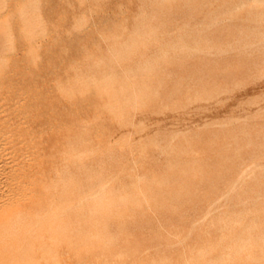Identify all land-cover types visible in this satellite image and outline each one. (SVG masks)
<instances>
[{"label":"rangeland","instance_id":"rangeland-1","mask_svg":"<svg viewBox=\"0 0 264 264\" xmlns=\"http://www.w3.org/2000/svg\"><path fill=\"white\" fill-rule=\"evenodd\" d=\"M179 1H182V2H179ZM184 1L183 0H178V1L177 0H139V1L138 0H129V1H127V0H123V1L122 0H0V17L6 18L7 24L9 25V31L8 32H10L13 35V39H14V45L12 47V50L6 54L7 56L5 55V58L1 59V63H3V68H4L3 69V73H4L3 75L4 76H2L3 78L1 77V81H33L34 85H36V89L34 91L33 101L32 100L29 101L28 99H26L27 101H25L24 103L30 102V103H32V105L33 104L39 105V104L45 103L44 105H46V115H47L48 125H47V132L45 135H46V139L48 142V146H47L48 158H46L45 160L49 163V167H50L49 170H50L51 174L54 173V171H56L55 169H57V168H59V170L63 169V171L65 169L67 170V171L66 170L65 171L67 172V176L69 175L68 177L65 174L66 172H64V174H65L64 176L67 179L65 187L67 186L66 188L68 190H66V192H68L69 189L70 190L72 189L71 191H74V193L70 192V191H69V193L72 196L74 194H76L75 196H73V197H75V199L73 201V197L69 196L68 195L69 193H67V194H66V192L64 193V196L68 197V198L65 197V201L67 199L66 204L70 203L71 201H73V202L76 201V203H74V205H71V204H73V202L70 203L72 208H68V211H70V212L73 209V211L71 213L69 212V214L71 215V219L69 220V222L73 223V225H75V223L76 224L80 223V225H82V226L84 225L83 226L84 228L85 227L89 228V226L94 227L92 225H95L96 224V223L94 224V222H96L95 220L99 219V218H95L94 220L91 221L88 219V216H87V219L90 221V224L88 223L89 225L83 221L89 222L87 219L85 220V218H86L85 216L88 215L89 213L91 214L93 212H99L100 211L99 214H102L103 216L98 214V217H100V216L102 217V220H103L102 223H104V224L107 223L109 226L111 225L110 229L114 233L118 234L116 238L118 240L122 241V243H116L117 244L116 249L118 250L120 248L119 244H123L126 247L127 251L129 250L128 251L129 255H128V252L126 251V256H127V258H129L130 261L129 262L125 261L124 263H123V261H116L117 264H132V263L133 264H137V263L152 264L153 262H154L153 264H159L161 259H162V261L164 260L163 262L165 264H175V263L176 264H179V263L180 264H190V263L191 264L192 263L198 264V262L199 263L202 262L201 264H203V261L201 259L202 258L204 259V256L203 257H201V256L197 257L199 253L197 252L198 250L195 251V249H200L202 246H206V244L210 246L211 242H212V245H217V242H219V240H220L219 234H220L221 230L215 228L211 223L213 214L222 207L223 208L220 209L219 211L224 210V209H227V210L236 209V210H244V211L246 210L247 211L248 209L253 210L255 208H259L264 203V202H261V201H264L263 200L264 179L262 178V177H264V172H263L264 171V168H263L264 167V149H263L264 148V111H263V114L261 112L262 110H264V82H263L264 81V71H263L264 70V63L262 62V61H264V59H263L264 58V50H263L264 49V45H263L264 44V41H263L264 29L262 28V27H264V24L263 25L260 24L261 26H259V23L261 21H262L261 23H264V12H262L264 10V2H263L264 0H259V1L258 0H235V1L229 0L230 4H228V1L225 0L229 6L223 0H215V1L209 0L210 2H208L207 0H197L196 2H194L195 5H192V4H194L193 2L190 3L192 0H189V1L187 0L188 1L187 3H186V0H184ZM127 2H128V4H127ZM166 2L168 4H165ZM171 2H173V3L175 2L177 7H175V4H172ZM178 2H179V4H178ZM197 3H199V4H197ZM202 3L204 6L202 5ZM211 3H213V4L215 3V4L213 5ZM131 4H132V6H131ZM163 4H164V6L169 5L168 7H169L170 11H171V7H172L171 13H173V11H174V14H171L172 16L170 15L172 19L170 17H168L170 14V11L168 12L169 14H167V12L164 13L168 9V7H166V6L162 7ZM171 4H172V6H171ZM180 4L183 6L182 10H180L182 8V6L179 7ZM184 4H185V7H184ZM186 4H188L189 7H191L190 5L194 6L196 9V12H195L194 7H191L192 11H190V8H188V5L186 7ZM224 4H226V5H224ZM205 5H206V7H205ZM220 5H221V7H220ZM157 6H159V7L157 8ZM199 6L200 7L203 6V7L200 8ZM239 6H240V8L238 10L235 9V7L237 8ZM250 6H251V8L255 6L256 9H254V8L251 9ZM173 7L177 8V9L179 8L178 11L175 10V8L173 9ZM159 8H162V10H163V8H167V9L163 10L164 11L163 12ZM199 8L202 10H200ZM233 8L235 9V11L232 10ZM198 9L201 11V13H200L201 15H198L199 14L198 12H200ZM186 10L189 13H186L187 12ZM160 11L163 13H161ZM175 11H176V14H175ZM248 11H249V13H248ZM257 11L260 15L261 14H263V15L260 16L257 13ZM193 12H195L197 15H193L194 14ZM202 12L204 15L202 14ZM220 12L223 16V17L221 16V18H220V15H221ZM252 12H253V14L250 15V13H252ZM160 13L165 18H163V17L161 18L159 16ZM179 13H181V14H179ZM135 14H137V15H135ZM185 14H187V16ZM190 14H192V15H190ZM218 14H220V15L218 16ZM255 14L257 15L256 16L257 18L255 17ZM166 15L168 18L166 17ZM174 15H177V16L181 15V17L179 18V16L177 17ZM188 16H190V17H188ZM158 17H159V19H158ZM214 17L218 18V19H216V21L218 20V24L220 23V25H218L216 23V21H214L215 20ZM154 19L156 21L158 20L159 23L155 22V24H154V21H155ZM162 19L164 22L162 21ZM165 19H168V23L165 22V21H167ZM170 19H171V22L174 21L173 25L176 24V20H177V24L174 26L169 25V23L172 24L170 22ZM173 19H175V20H173ZM194 19H196V20H194ZM199 19H201L202 21ZM211 19H214V20H211ZM189 20H191V21H189ZM149 21L151 24L149 23ZM185 21H186V24H185ZM192 21H196V22L193 23ZM203 21L207 22V24L203 23ZM225 21H227V22H225ZM229 21H231L232 23L231 22L228 23ZM160 22L162 25L160 24ZM178 22H179V25H178ZM181 22H182V24H184V26H180V25H182ZM198 22H199V24H201L202 27H200ZM214 22L216 23L217 26H214V24H215ZM221 22H222V24H221ZM223 22H225V23H223ZM163 23L167 27L166 26L164 27ZM202 23L204 25H202ZM209 23L210 24L212 23L211 24L212 27L214 26L216 28L215 29L209 28L210 30L207 31L208 28L206 26L209 25V27H211ZM127 24H129L130 26ZM205 24H206V26H205ZM229 24H231V26ZM253 24H255V25H253ZM256 24H257V27H256ZM195 25L196 26L198 25L197 27H199L198 28L199 30H193V29H197ZM250 25H251V27H250ZM141 26H142V28H141ZM156 26H160V27H156ZM168 26L169 27L172 26L174 28L173 30L169 31V33H171L173 31V33L171 35L169 33L168 34L166 33L168 28H169ZM161 27L167 28L166 32H164L165 31L164 28L161 29ZM172 27H170L169 29H172ZM178 27H180V30L182 29V31H180ZM192 27H194V28H192ZM235 27H236V29H235ZM246 27H249V29L248 28L246 29ZM175 28H178V30ZM185 28H187V30H189L191 32L186 31ZM190 28H192V29H190ZM244 28L246 30H244ZM255 28L256 29L259 28V31L257 30L256 32H254L256 30ZM155 29H157L158 32ZM160 30H161V32H159ZM162 30H164V31H162ZM192 30L195 31V33ZM247 30H248V32H246ZM125 31L127 33H125ZM183 31L185 34L183 33ZM202 31H203V33H202ZM242 31L244 33H242ZM251 31H253V32L251 33ZM186 32H187V34H186ZM260 32H262V33H260ZM188 33H190V34H188ZM191 33H192V35H191ZM240 33L243 35H241ZM250 33L252 34L251 36H249ZM258 33H260L259 37H262V35H263V37L261 39L257 36ZM25 34L31 35L32 39L28 43L26 42ZM160 35H162V36H160ZM163 35H165V36H163ZM187 35H188V37H187ZM119 36H121V37H119ZM166 36L168 39L166 38ZM197 36L202 38L201 39V45H200V39L199 38L197 39V40H199V42H197V40L195 39V38H197ZM161 37H163V38L161 39ZM245 37L250 38L251 41L249 39H246ZM155 38H156V40H155ZM191 38H194L196 41L194 39H193L194 40L193 41ZM203 38H204V40H203ZM208 38H209V40H208ZM212 38L214 40H212ZM237 38H239V39L237 40ZM163 39L165 42L163 41ZM173 39L177 43H175V41ZM190 39L193 43L194 42L199 43L198 45L192 43V46L195 45V47H196V48L194 47L195 52L193 50L194 48L191 46V41H189ZM233 39H235V42L236 41L237 42L235 43L233 41ZM149 40H151V41H149ZM184 40H187V42L188 43L190 42V43L188 44ZM206 40H208L209 45H207L208 42H205ZM241 40H242V42H241ZM152 41H153V43L158 42V44H156V45H155V43L152 44ZM161 41H163L164 44L161 43ZM239 41H240V43H238ZM249 41H250V43H248ZM149 42L151 43V45ZM203 42H205L206 44ZM260 42H262V44ZM103 43H104V45H103ZM241 43H243V44H241ZM252 43L254 44L253 46H255V47H251ZM255 43H257V44L255 45ZM258 43H259V46H258ZM148 44H149V46H148ZM223 44H225V46ZM248 44L249 45L251 44L250 47L253 48L254 50L259 49L260 52L254 51L255 52L254 53ZM29 45L32 48L30 51L28 48ZM189 45L191 46V48ZM219 45H222L221 46L222 51H221V48L219 50H216L218 47H220ZM229 45H230V47L231 46H233V47H231V49H230ZM237 45H238V47H237ZM200 46H201V48L205 47L206 49L203 50L200 48ZM235 46H236V49H235ZM150 47L151 48L153 47L152 48L153 50H151ZM154 47H156V48H154ZM211 47H212V49H211ZM184 48H185V51H187V52H184ZM189 48L193 51H191ZM197 49L200 51L202 50L205 53L204 52L199 53V51L196 52ZM226 49H227V51H225ZM245 49L248 50L249 52L246 51ZM160 50L162 52H160ZM148 51H149V54L151 53L150 55L148 54ZM173 51L174 52L180 51L181 53L184 52L185 55H184V53H183V55L185 57L187 56V58L189 56L190 58L188 60H187V58L184 59L183 58L184 56L179 55L178 52L174 53ZM218 51H221V52H218ZM216 52H217V54H216ZM246 52L248 54L250 53L249 54L250 57L247 56ZM186 53H188V54L186 55ZM206 53H207V55H206ZM219 53H220V56H219ZM224 53H227V54L221 56V54H224ZM259 53H260V55H259ZM145 54H147V56ZM189 54H192V55H189ZM236 54H238V55H236ZM156 55H157V57H156ZM158 55H159V57H158ZM171 55H173V56H171ZM175 55L177 58L175 57ZM211 55H215V56L211 57ZM30 56H31V58H29ZM168 56L170 57V59H168L169 58ZM179 56H181L182 58L180 59ZM191 56H193V57H191ZM152 57H153V59H152ZM247 57H249V58L247 59ZM172 58H173V60H172ZM175 58H176V60H175ZM177 59H178V61H177ZM182 59H183V62L186 60L184 64L182 62ZM173 62L179 66H175L176 64H174ZM177 62L180 64H178ZM250 62H251V64H250ZM86 63H87V65H86ZM252 63H254V64H252ZM170 64H171V66H170ZM181 64H182V67H181ZM83 65H86V66H83ZM158 66H160V67H158ZM166 66L170 67V68H167ZM257 66L259 69L257 68ZM34 67H37L38 69L34 68ZM164 68L165 69L167 68V69L165 70ZM255 68H256V70H255ZM73 70H75V71H73ZM158 70H159V72H158ZM167 70L169 73L166 72ZM259 70L262 72H259ZM43 71H44V73H43ZM255 71H257L258 73H256ZM163 72H166L165 78L167 80L164 78L163 74H165V73H163ZM170 72H172V73H170ZM158 73L163 78L159 77V78H161V79H159ZM167 73L169 75H171L170 76L171 79L169 78V76H167ZM198 73H199V75H198ZM254 74L256 75V77ZM70 76H71V78H70ZM235 77H236V79H235ZM253 78H254V80L255 79L256 80L254 81ZM261 78L263 79V81L260 80ZM70 79L72 82H70ZM156 79H157V81L155 82ZM258 79H259V81H258ZM158 80H161V81H158ZM177 81L181 85H178L176 83ZM239 81H242V82H239ZM66 82H68V83L66 84ZM40 83H41V85H40ZM174 83L177 84L176 90L173 89V88H175L174 85L176 86V84H174ZM166 84H167V86H166ZM245 84H246V86H245ZM44 86H47V87H44ZM159 86H161L160 95L162 96L164 94L162 96L163 98L159 95V90H158ZM16 87L18 89H20V87H22V85L20 84L19 86H16ZM161 89L164 90L163 92H165V93L167 92V94L163 93ZM178 89H179V92H178ZM173 90L178 92V94L174 92V94H176L175 98H174ZM186 91H187V95L185 94ZM196 91H199V94H200L199 96H198V92H196ZM189 92L194 97H192L190 94H188ZM77 93L80 94L81 96L79 95L80 97H78ZM180 93H181V95H180ZM183 93L185 95V98H184ZM195 93H197L196 96H195ZM217 93L220 94V96H218ZM60 94L62 96L64 95V98H62V96L60 97ZM168 94H170V95L173 94V95L170 97ZM201 94H203V95H201ZM177 95L179 96V98ZM188 95H189V97H192V99L188 98ZM210 95H212L213 101H212V97L209 98ZM105 96H106V98H105ZM164 96H165V99H164ZM180 96H182L183 98ZM186 96H187V98H186ZM197 96H198L199 100L195 99V98H197ZM257 96H259V97H257ZM160 97L162 98L161 99L162 102H161V100H159ZM168 97H170V98H168ZM166 98H168V101H166ZM163 99H164V101H166L165 103H163L164 102ZM172 99H174L176 102H178V99H180V101L182 99L183 100L181 101V104L179 105L178 103H174V100L172 101ZM186 99H188V101H189V99H190V101L193 100L195 103L193 102V104L191 105V102L189 101L190 106L188 104L189 107L188 106L184 107L187 105ZM200 99H202V102L200 101ZM56 100H58V101L56 102ZM155 100L158 103L154 102ZM180 101H179V103H180ZM64 102H66V103L68 102L69 103V104L67 103L68 106ZM171 102L174 103V106H176V107L171 106ZM162 103L164 105L161 106L160 104H162ZM168 103L170 104L171 108L173 107L174 110H172V109H170L172 111L169 110L170 106ZM249 103L252 105H249ZM49 104H51V105H49ZM151 104H153V105L151 106ZM177 104H178L179 108L177 107ZM239 104H240V106H239ZM165 105H166V107H165ZM153 106H155V107H153ZM167 106H169V108ZM159 107H163V108H159ZM182 107H183V109H182ZM145 108H147L148 114H147V112L144 111ZM149 108L151 111H149ZM151 108H153V109L156 108V110L153 111V109H151ZM89 109H90V112L89 111L87 112V110H89ZM91 109L94 112H91ZM142 109H144L143 110L144 112L141 111ZM178 109H179V111H178ZM184 109H186V110H184ZM101 110H102V112H101ZM163 110H165V111H163ZM257 110L260 112H258ZM98 111H100V112H98ZM131 111H133L134 113L138 112L135 114V116L137 115L136 119L134 118V113H132ZM157 111L161 115H157L158 114ZM152 112H154V113H152ZM89 113H90V116H89ZM99 113H101V114H99ZM103 113H104V115H103ZM162 113H163V115H162ZM64 114L67 117H65ZM69 114H70V116H68ZM92 114H93V116H92ZM138 114L141 116H139ZM151 114H153V116ZM85 115H86V118L83 119L85 117ZM87 116H88V118H87ZM79 117L80 118L83 117V118L80 119ZM246 117L250 118V120H247ZM74 118H77L78 121H77V119H74ZM101 118H103V119H101ZM104 118H106L107 120H111V121L104 120ZM231 118H232V122H231ZM235 118L239 119L238 122L235 121L236 120ZM131 119L134 122L131 121ZM240 119H243V120L246 119L247 121L246 120L241 121ZM88 120H89V122H90V120H91V122L92 121L94 122L93 124L90 122L91 127H90ZM113 120L115 122L112 124L111 122H113ZM251 120H253V121H251ZM70 121H72V123ZM73 122H75V124L77 122L78 126L77 125H76L77 127L74 126L75 124ZM103 122H106L105 126H103L104 125ZM131 122H132V124H131ZM156 122H158V123H156ZM216 122H218V123H216ZM70 123L73 125H71ZM137 123H138V125H137ZM167 123H168V125H167ZM230 123H231V125H230ZM82 124L84 126H80ZM133 124H135L134 125L135 128L133 127ZM153 124L155 126H152ZM156 124L157 125L159 124V126H156ZM220 124H222V125L227 124L228 126H226V125L220 126ZM93 125H96L97 127L95 126L96 128L95 127L93 128ZM214 125H216V126L219 125V126L214 127ZM70 126H72V127L68 128ZM146 126H151V127L148 128ZM81 127H83L84 129L82 128V130H81ZM127 127H128V129H127ZM85 128H87L88 131ZM104 128H108V129H105L106 132L104 131ZM119 128H120V131H119ZM142 128L145 130H143ZM116 129H118V130L116 131ZM63 130H65V131H63ZM85 130L87 133L85 132ZM96 130H97V132H96ZM138 130H139V133H141L142 131L144 133L139 134ZM187 130H189L188 131L189 133L187 132ZM35 131L38 134L40 129L35 128ZM113 131H115V132H113ZM157 131H158V134L155 135L156 134L155 132H157ZM159 131H161V132H159ZM178 131L183 132V133H181V135L179 132V134H178V137L180 135L179 138L175 137V136H177L176 132H178ZM130 132H132L133 134ZM103 133H104V135H103ZM171 133H172L171 137H174L172 139H174V140L176 139L175 141L170 138L169 135ZM105 134L107 135L106 137H104ZM134 134H135V137H134ZM90 135H91V137H90ZM114 135H116V136L114 137ZM131 135H133V136H131ZM151 135H153L155 137V139ZM149 136H151V138H153L154 141H152V139L148 140ZM156 136H158V137H156ZM185 136H187V137L185 138ZM189 136H191V137H189ZM102 137H103V139H102ZM145 137L147 138V141H152L153 143L149 142V144H148V142L144 141V140H146ZM83 138H84V140H83ZM116 138H117V140L118 139L119 140L116 141ZM191 138H193V139L191 140ZM142 139H144L143 140V143L145 142L144 144L141 142ZM149 139H150V137H149ZM164 139H166V140H164ZM89 140H91L90 143L91 142H93V143L90 144ZM103 140H105L107 142H105ZM82 141H85V143H83ZM157 141L160 142V143H158L159 145L157 143L155 144V142H157ZM167 141H168V143L166 144ZM62 142H64L65 145ZM108 142H110V144ZM162 142H164V143H162ZM189 142H190V144H188ZM55 143H58V144L56 145ZM70 143H71V145H70ZM81 143H83L85 146L82 145ZM128 143L129 144L135 143L137 146L135 144H134L135 147L130 146V145H128ZM139 143L140 144L142 143V146H140ZM169 143L173 144V146L170 145ZM107 144H109L108 149L106 148L108 146H105ZM183 144H184V146H183ZM55 145H56V147H55ZM77 145H79V146L77 147ZM80 145H82V148L79 149V147H81ZM100 145L102 147H100ZM113 145L114 146L119 145V146L114 147ZM138 145H139L140 149L138 148ZM152 145H154V146H152ZM164 145L165 146L169 145V147H167L165 149L167 151L173 152V153H170V155H165L164 154L165 149L163 150ZM94 146H95V148H94ZM104 146L106 148L105 151L103 150ZM120 146H122V147H120ZM123 146L125 147V151L121 152L124 150ZM127 146L128 147L130 146V147L128 148ZM149 146L154 147L155 149L150 148ZM155 146L156 147L162 146L160 148L161 150H159V147L156 148ZM174 146L177 147L178 149L174 150V148H175ZM86 147L88 149H86ZM99 147H100V149H99ZM119 147H120V149L122 148L123 150L122 149L118 150ZM131 147H134L133 148L134 150L132 149V152L134 151L133 153L130 151ZM181 147H182V149H180ZM243 147H245V149ZM71 148L72 149L77 148L78 150L75 149L76 153H74L75 152L74 150H71L72 152H70ZM91 148L93 150H91ZM110 148H111V151H109ZM135 148H137V149L135 150ZM149 148L151 149V151L155 152L154 155H153V153H151ZM171 148H173V149H171ZM239 148H241L242 150H239ZM97 149H99V152L97 151ZM112 149L114 151L116 149V151L113 152ZM170 149H171V151H170ZM191 149L193 152L191 151ZM172 150H174L176 152V154ZM178 150H180V151H178ZM182 150L184 151L183 154H182V152H183ZM106 151H109V153ZM117 151H119V152H117ZM167 151H166V154H168ZM84 152L86 153V155ZM87 152H89V153H87ZM93 152L95 154H93ZM96 152L98 153V155ZM127 152H128V154H127ZM180 152H181V154H180ZM187 152H188V154H187ZM65 153H68V154H65ZM71 153H72V155L70 156ZM82 153L84 154V156H82L83 158L80 157L81 155H83ZM53 154L54 155L56 154V155L53 156ZM73 154L76 156H74ZM115 154H117L120 157H118ZM129 154H130V156H129ZM136 154H138V155H136ZM146 154H150V155H146ZM172 154H174L175 157L177 155L176 158L179 157V154L181 155L179 163H175L174 160H176V158L173 159L172 157H174V156ZM50 155H51L52 159L50 158ZM102 155H103V157H102ZM109 155H110L112 160L110 159ZM113 155H114V157H113ZM139 155H141V157ZM182 155L184 157H182ZM236 155H238V156H236ZM36 156H38V155H36ZM99 156H101V158ZM157 156H158V158H157ZM169 156H171V157H169ZM185 156L188 158H186ZM87 157L89 160L87 159ZM92 157H95V158H92ZM132 157H134V160H132L133 159ZM154 157H155L156 162L153 159ZM69 158H70V160H69ZM71 158L77 159V161L74 159L72 161ZM84 158H85V162H83L81 164V160L84 161ZM137 158H138V160L135 161V159H137ZM139 158H140V160H139ZM159 158H161V159L159 160ZM184 158H185V162L183 160ZM255 158H257V159H255ZM42 159H43L42 156L36 157L31 162L36 165L40 161L42 162ZM91 159H93V160H91ZM96 159L99 161H97ZM118 159H120V160H118ZM127 159L128 160L131 159L130 161L133 162L134 166L132 165V162H130V161L128 162ZM103 160L105 161L104 163H103ZM114 160L117 161L116 162L117 164L114 163ZM167 160H168V162L171 163V165L169 163L170 168H168V166H167L168 165ZM170 160H172L173 162ZM91 161H93V164L90 163ZM101 161L103 164L101 163ZM112 161H113L114 165L112 164ZM177 161L178 160H176V162ZM187 161H189V162H187ZM197 161H199V162H197ZM70 162H71V165L73 164L74 166H71L69 164ZM87 162H88V164H87ZM126 162H128L131 165H129ZM99 163H100V165H98ZM118 163H120V164H118ZM125 163L128 164V167L130 166L129 169H127L128 167H126ZM174 163H175V165H174ZM181 163H183V164L188 163V164H186V165L184 164V169H183V164H181ZM190 163H192V164H190ZM261 163H262V165H261ZM66 164H69V165L66 166ZM83 164L85 166H83ZM95 164H96V168L94 167ZM178 164H180L179 165L180 167L178 166ZM86 165H89V166H86ZM103 165H104V167L101 168L102 169V171H101L100 167H102ZM115 165H117V166H115ZM122 165H125L126 168H124V166H122ZM188 165L191 166L189 168L190 170L188 169V167H189ZM250 165H252V166H250ZM253 165H255V167L258 165H261L260 167L258 166L259 169H257L256 172L257 173L259 172V173L256 175L254 174V173H256L254 171V170H256V168ZM98 166H100V167H98ZM186 166H188V167H186ZM111 167H113V168H111ZM118 167H119V169H118ZM120 167H121V169H120ZM193 167L195 168V170L193 169ZM248 167H250L249 170L247 169ZM86 168H87V170H85ZM90 168H91V170H89ZM108 168H109V170H108ZM159 168H160V170H159ZM178 168L180 169L179 171L180 172L182 171L183 173L182 172L180 173L177 170ZM181 168L185 172L183 170H181ZM191 168L193 171L191 170ZM252 168L254 170H252ZM69 169H70V171H72L73 169H75V170L77 169V170L76 171L73 170L74 172L72 171L71 173H69L70 172ZM93 169L95 171L97 170L98 172L94 171L91 173V171H93ZM80 170H82V171H80ZM171 170H174V172L172 171L173 172L172 173V181L174 179L176 182L180 181L181 180L180 178L183 176V174L187 175V174L193 173V176L190 177V175H189V178H188V175L186 177H183L182 181L185 184L179 183V187L177 186L178 183H175V181H173L175 183V186L173 184L174 187L172 188L173 182L168 184V181L171 182V178H170L171 177V174H170ZM186 170L190 171V173L186 172ZM196 170L197 171L200 170V171H198L197 175H195ZM244 170H248V171H244ZM258 170H260V171H258ZM99 171H100V174H103V175H100ZM107 171H108V173H107ZM111 171H112V173L115 172V174L113 173V175H112V173H110ZM117 171H119V175L116 174ZM243 171L247 172V174L246 173L244 174ZM253 171H254V173H253ZM75 172H77V173H75ZM80 172H82V173H80ZM175 172H177V173L179 172L178 174H181L180 178H178L179 175L176 173V175H177L176 177L179 180L177 178H175ZM73 173H75V174H73ZM87 173H88V175H87ZM90 173H91V175H90ZM165 173H166V176H167V174H169V176H170L169 178H168V176L167 177L165 176L166 178L169 179V180L168 179L166 180L167 183L162 182L163 180L165 181V179H166L165 177L164 178L159 177V175L164 176ZM199 173H200V175H199ZM227 173H230V174H227ZM237 173H238V175H237ZM83 174L86 176V178H85V176H81ZM95 174H97V175H95ZM128 174H129V176H128ZM130 174H131V176H130ZM173 174H174V178H173ZM72 175L76 176V178H75V176H73L75 178V181L73 179V182H74L73 185L76 183V181H78L79 183L82 182L80 184L78 182L76 183V184H78L79 187H81L80 189L76 185H74V186L72 185L73 187L71 186L72 182H70L69 180L72 181V178H70V177H72ZM78 175H80L79 180H77ZM107 175H109V176H107ZM111 175H112V177H111ZM146 175H148V177ZM223 175H225L226 177H224ZM250 175H251V178L249 177ZM142 176H145L147 178V180L145 178H143ZM150 176H152V177H150ZM194 176L195 177L198 176V177L193 178ZM217 176H219V177L223 176V179L220 178V180H221V182L219 184V185H221L220 188H218V186H219L218 182L220 180L217 178ZM257 176L261 181L256 178ZM82 177H83V179H82ZM104 177H105V180H104ZM136 177H137V180H135ZM140 177L143 178L144 184L140 183V182H143V180L140 179ZM155 177H156V179H155ZM206 177L209 178L207 180L211 179L210 181L212 183L210 181H208L209 183L208 182L205 183V181H207ZM247 177H249V178H247ZM88 178H89V180H87ZM97 178H99V180ZM120 178H121V181H120ZM130 178H132V180ZM152 178L154 179V181ZM158 178H159V180H161V182L158 180ZM240 178H241V180H240ZM96 179H97V182H96ZM110 179H113V180L116 179V182H115V180H114V182H113V180L110 181ZM231 179H233V180L237 179L236 181L240 180V183L238 182V184H237V182H236L237 185L234 182V184L237 187V188L235 187L236 189L234 188V190H232L233 188H231V187H233L232 186L233 182ZM252 179H254V180H252ZM149 180H151L150 181L151 185H150V182H148ZM157 180L161 184L158 183ZM191 180H193V182H194V180L197 181V182H194L196 184L193 183L195 186H192V183H191V186H189L190 183H187V182H190ZM201 180H202V182H201ZM243 180H244V183L245 182L247 183V181H249V182H251V184L249 183L250 184L249 185L248 183L247 184L245 183L247 185L246 186L243 183ZM67 181L69 182V184L70 183L71 184L69 185L67 183ZM117 181H119V182H117ZM134 181H135V183H134ZM136 181H139V182H137V184H136ZM152 181H153V183H152ZM182 181H180V182H182ZM257 181H259V182H257ZM87 182L92 183V185L90 184L91 187H89L90 185H88ZM105 182L108 184H106ZM229 182H230V186L228 185ZM241 182L243 185L241 184ZM93 183H95V184H93ZM96 183L98 184L97 187H96ZM146 183L149 185H146ZM85 184L87 185V187ZM101 184H103V185H101ZM99 185H100V187L98 188ZM111 185L115 189H113L111 187ZM126 185H128V186H126ZM134 185L138 186L137 187L138 190L137 189L135 190L136 187ZM185 185H188L186 187V192H187V189L189 191V189L191 188L190 191L187 192L190 196L189 195L183 196V194H180L181 192L184 193L183 191H185ZM196 185H200V186H197L198 188H196ZM201 185H202V187H201ZM238 185H241V187L240 186L238 187ZM248 185H249V188H248ZM117 186H118V188H117ZM152 186H153V189L150 188ZM243 186H244V188H243ZM84 187H86V189L87 188L88 189L86 190V189H84ZM92 187H94V189L96 187L98 191L94 190ZM110 187H111V191H109ZM120 187H121V189H119ZM123 187L131 194H129L127 191L125 193V191H124L125 189ZM142 187L146 190V192H143L144 189H142ZM147 187H149V188H147ZM229 187H230V190L228 189ZM251 187H253V188L251 189ZM77 188H78L79 193H78V191H75V190H77ZM104 188H106L105 191H104ZM129 188H130V190H129ZM139 188H140V190L141 189L142 190L140 191ZM154 188H155V191H153ZM204 188H206V190ZM89 189L93 190L94 192L93 191L91 192V190H90V192H91L90 193ZM116 189L122 190L123 194L121 193V191L120 192L116 191ZM131 189H134V191H137V192H134ZM157 189H161L162 192L160 190H157ZM199 189H201L202 191L205 190L206 194L204 195V192L202 193V191L201 190L199 191ZM224 189L229 191V192L230 191H232V192L228 195L229 192L227 193V191H225ZM242 189H243V191H242ZM246 189H248V190L246 191ZM147 190H150V194L156 195L155 198H153L154 197L153 195L149 194L150 195L149 196L148 195L149 191H147ZM179 190H182V191L180 192ZM209 190H210V192H209ZM251 190H252V192H251ZM81 191L85 195L87 194V196L85 197L84 194H80ZM115 191L118 192V194L121 193V195H122V196L120 195V197H118V200L116 198L119 195ZM131 191H133V192H131ZM169 192L173 193L174 195L171 193L169 194ZM225 192L227 193V196H228L227 198H228L229 202H225V200H227L226 195L224 196V194H226ZM246 192H247V194L249 193L248 194L249 197L244 194ZM256 192H258L260 194L259 198L260 197H262V198L259 199L257 197L258 195ZM124 193H125V195H124ZM161 193H162L161 197H158L160 195L157 196V194H161ZM163 193H165V194H163ZM232 193H234V194H232ZM138 194H140L142 196H140ZM207 194L209 196H207ZM81 195L84 196L85 199ZM111 195L112 196L114 195L113 198ZM108 196H111V199H109ZM147 196H149V198H151V199L153 198L152 199L153 202L151 199L149 201V198ZM170 196H171V198H170ZM180 196H183V198L184 197L186 198V199L184 198L185 203L182 200L183 198ZM188 196H189V198H188ZM165 197L168 201L163 200L164 204H165V205H163L162 199H165ZM70 198H72V199H70ZM159 198H161V199H159ZM174 198H176V199H174ZM82 199L85 201H83ZM92 199L94 200L92 203L89 204L88 202H86L87 200L89 201ZM102 199H103V201H102ZM135 199H136V201H134ZM140 199L142 202L140 201ZM143 199H144V204H143ZM146 199H148V200H146ZM173 199H174L176 204L174 203ZM219 199H220V201H219ZM222 199H224V200H222ZM247 199H248V201H247ZM249 199H251V200H249ZM131 200H132V202H131ZM158 200L162 201V202L161 201L158 202L161 205H159L157 203ZM170 200H172L173 203ZM176 200L177 201L181 200L182 202L180 201V204H179V202H177ZM108 201H110V202H108ZM124 201H126V202H124ZM216 201L218 202L219 205L216 204L217 203ZM244 201H247V203ZM80 202L82 203V205ZM89 202H91V201H89ZM114 202H117L118 204L115 203L116 205H113ZM134 202H135L136 206L133 204ZM243 202H244V205H240V204H243ZM127 203H128V206H127ZM152 203H154V204H152ZM166 203H168V204H166ZM182 203H183V205H182ZM254 203L257 204V207H255ZM258 203H260L261 205H258ZM84 204H85V206H84ZM91 204L92 205L94 204L95 207H94V205L92 206ZM140 204L145 205V207L142 206L143 208H141ZM212 204H214V205H212ZM223 204H224L225 208H224ZM104 205H105V208L103 210H105V212L107 214H105V212H103V210H102L103 207H101V206H104ZM117 205H118V207H117ZM121 205H122V208H121ZM124 205H125V207H123ZM71 206H69V204H68V207H71ZM107 206H109V208H113V207H115V208L117 207V208L116 209L114 208V210L112 209L113 210L112 211ZM209 206H210V208L211 207L212 208L209 209ZM135 207H137V208H135ZM139 207H140V209L138 210ZM149 207H151V208H149ZM94 208H96V211L94 210ZM132 208H133V210H132ZM201 208H202V210H201ZM99 209H101V210H99ZM108 209H109V211H108ZM117 209H120L119 210L120 212L123 211L124 213L121 212L123 215L120 212H118V213L116 212V214L113 213V215H116V216H113L112 212H115ZM85 210L89 213H87ZM74 211L78 214H81L79 216V220H80V218L82 219L81 221L77 222L76 219H74L76 217V215H74L76 213L73 214ZM101 211L104 214L101 213ZM141 211H142V213H141ZM205 212H207L206 214H208V213L210 214V212L212 214H210V215L208 214L209 215L208 216L205 214ZM119 214L122 216L120 217ZM106 215L108 218L106 217ZM111 216H113V217L111 218ZM129 217H131V218H129ZM203 218H207V219H203ZM106 219H108V220H106ZM122 219H123V221H122ZM192 219H193V221H192ZM202 219L206 220V221L204 222V221H202ZM194 222L197 223L196 224L197 226L195 225ZM81 223H83V224H81ZM146 223H147V225H146ZM85 224H86V226H85ZM149 225H150V227H149ZM82 226H80V228ZM75 227L78 228V226H76V225H75ZM193 227H194V229H191ZM115 228H117V229H115ZM146 228H148V229H146ZM160 228H162V229H160ZM178 229H179V231H178ZM154 230H156V232ZM163 231H165L164 234H163ZM190 232H191V235H190ZM204 232H206L205 234L207 236L204 234ZM171 233H173V234L171 235ZM207 233H209V235H211V236H209ZM120 234L123 236H121ZM181 234H182V236H181ZM186 237L188 240L185 239ZM207 237H208V239H207ZM152 239H155V241ZM200 241H201V243H200ZM215 241H216V243H215ZM158 242H159V244H158ZM177 242L180 243L181 247L183 245H185V246H183L184 248L183 247L180 248L179 243H177ZM204 242H206V244H203ZM183 243H185V244H183ZM171 244H173V246ZM149 245H150V247H149ZM156 245H158V246H156ZM160 245H162V246H160ZM153 246H155V247H153ZM186 246H187V248L188 247L189 248L188 249L185 248ZM159 247H160V251L158 249ZM150 248H151V250H150ZM163 248H164V250H163ZM192 248H195V249H192ZM168 249H170V250H168ZM179 249H181L182 251L181 250L179 251ZM189 250H194V253H192V251H189ZM169 251L173 252L174 254L169 252ZM180 252H181V255H180ZM182 252L185 255H183ZM190 252L196 256L191 255ZM187 253H190V256H188L189 254L186 255ZM170 256H171V258H170ZM183 256L184 257L187 256V257L184 258ZM164 257L165 258L168 257L167 258L168 260L166 261V259ZM172 257H173V259H172ZM192 257H193V259H192ZM189 261H191V262H189ZM195 261L196 262L198 261V262L196 263ZM116 263H115V261H113V262H110L109 264H116Z\"/></svg>","mask_w":264,"mask_h":264},{"label":"bare ground","instance_id":"bare-ground-1","mask_svg":"<svg viewBox=\"0 0 264 264\" xmlns=\"http://www.w3.org/2000/svg\"><path fill=\"white\" fill-rule=\"evenodd\" d=\"M123 1V0H122ZM127 1H129V0H127ZM139 1V0H138ZM178 1V0H177ZM184 1V0H183ZM189 1V0H188ZM187 0H186V3L188 2ZM197 0H192L190 3H194V2H196ZM208 2H210L209 0H207ZM206 1V2H207ZM215 1V0H214ZM223 1H225V0H223ZM226 1H228V4H230V2H229V0H226ZM226 1H225V3H226ZM235 1V0H234ZM259 1V0H258ZM117 2V1H116ZM121 2V1H120ZM179 2H182V1H179ZM179 2H178V4H179ZM185 2V1H184ZM183 2V3H184ZM232 2V1H231ZM262 2V1H261ZM264 2V1H263ZM123 3V2H122ZM172 4H175V2L173 3V2H171ZM200 3V2H199ZM199 3H197V4H199ZM224 3V2H223ZM127 4H128V2H127ZM165 4H168L167 2L165 3ZM172 4H171V6H172ZM182 4V3H181ZM180 4V6L179 7H181L182 5ZM211 4H213V3H211ZM215 4V3H214ZM213 4V5H214ZM227 4V3H226ZM226 4H224V5H226ZM227 4V5H228ZM234 4V3H233ZM238 4V3H237ZM236 4V5H237ZM241 4V3H240ZM139 5V4H138ZM137 5V6H138ZM187 5L188 4H186V7H187ZM192 5H195V3L194 4H192ZM192 5H190L191 7H194V6H192ZM202 5H203V3H202ZM207 5V4H206ZM206 5H205V7H206ZM222 5V4H221ZM221 5H220V7H221ZM223 5V6H224ZM232 5V4H231ZM256 5V4H255ZM117 6V5H116ZM130 6V5H129ZM131 6H132V4H131ZM146 6V5H145ZM160 6V5H159ZM159 6H157V8L159 7ZM166 6V5H165ZM164 6V4H163V6L162 7H165ZM169 5H167L166 7H168ZM204 6V5H203ZM203 6H199L200 8H202ZM229 6V5H228ZM141 7V6H140ZM156 7V6H155ZM175 7H177V5L175 4ZM175 7H173V9L175 8ZM184 7H185V4H184ZM191 7H189V5H188V8H190V11H192L191 9ZM208 7V6H207ZM234 7V6H233ZM262 7V6H261ZM199 8V9H200ZM212 8V7H211ZM232 8V7H231ZM240 8V6L239 7H235V9H239ZM250 8H251V6H250ZM252 8H254V9H256L255 8V6L254 7H252ZM251 8V9H252ZM138 9V8H137ZM145 9V8H144ZM159 9H161V11H163V10H166L167 8H163V10H162V8H159ZM168 9H169V7H168ZM167 9V10H168ZM179 9V8H178ZM178 9L177 8H175V10H177L178 11ZM183 9V6H182V8L180 9V10H182ZM185 9V8H184ZM194 9H195V7H194ZM198 9V10H199ZM204 9V8H203ZM235 9L233 8L232 10H234L235 11ZM258 9V8H257ZM115 10V9H114ZM163 11L164 13H166L167 12V14H169L168 12L170 11V9L168 10V11ZM189 10V9H188ZM200 10H202V9H200ZM199 10V11H200ZM209 10V9H208ZM216 10V9H215ZM219 10V9H218ZM244 10V9H243ZM147 11V10H146ZM152 11V10H151ZM160 11V12H161ZM185 11V10H184ZM187 11V10H186ZM194 11V10H193ZM214 11V10H213ZM229 11V10H228ZM242 11V10H241ZM156 12V11H155ZM163 12H161V13H163ZM172 12V7H171V11H170V14H169V16L168 17H170L171 18V14H174V11H173V13H171ZM195 12H196V9H195ZM195 12H193L194 14L193 15H197ZM198 12V11H197ZM237 12V11H236ZM262 12H264V10L262 11ZM137 13V12H136ZM153 13V12H152ZM161 13H160V17L162 18L163 16L161 15ZM185 13V12H184ZM186 13H189L188 11L186 12ZM199 14L198 15H201L200 13H201V11L200 12H198ZM231 13V12H230ZM248 13H249V11H248ZM256 13V12H255ZM257 13H258V11H257ZM175 14H176V11H175ZM178 14V13H177ZM179 14H181V13H179ZM202 14H203V12H202ZM220 14H221V12H220ZM220 14H218V16L220 15ZM251 14H253V12L252 13H250V15ZM259 14V13H258ZM135 15H137V14H135ZM171 15V16H170ZM184 15V14H183ZM186 16H187V14H185ZM190 15H192V14H190ZM204 15V14H203ZM210 15V14H209ZM208 15V16H209ZM224 15V14H223ZM233 15V14H232ZM249 15V16H250ZM260 15V14H259ZM258 15V16H259ZM263 14H261L260 16H262ZM145 16V15H144ZM154 16V15H153ZM174 16H177V15H174ZM179 16V15H178ZM177 16V17H178ZM211 16V15H210ZM221 16H222V14L220 15V18H221ZM238 16V15H237ZM257 15L255 14V17H256ZM129 17V16H128ZM166 17H167V15H166ZM167 17V18H168ZM181 17V15L179 16V18ZM183 17V16H182ZM188 17H190V16H188ZM192 17V16H191ZM206 17V16H205ZM217 17V16H216ZM216 17H214L215 18V20L214 19H211V20H214V21H216V19H218V18H216ZM223 17V16H222ZM248 17V16H247ZM125 18V17H124ZM163 18H165V17H163ZM199 18V17H198ZM197 18V19H198ZM257 18V17H256ZM126 19V18H125ZM158 19H159V17H158ZM172 19V18H171ZM171 19H170V22H171ZM130 20V19H129ZM128 20V21H129ZM134 20V19H133ZM152 20V19H151ZM155 20V19H154ZM161 20V19H160ZM165 20H167V21H165V22H167L168 23V19H165ZM173 20H175V19H173ZM193 20V19H192ZM194 20H196V19H194ZM199 20H201V19H199ZM206 20V19H205ZM204 20V21H205ZM237 20V19H236ZM145 21V20H144ZM162 21H163V19H162ZM189 21H191V20H189ZM202 21V20H201ZM200 21V22H201ZM203 21V23H206L207 24V22H204ZM210 21V20H209ZM222 21V20H221ZM235 21V20H234ZM238 21V20H237ZM130 22V21H129ZM128 22V23H129ZM155 22H158V20L156 21H154V24H155ZM164 22V21H163ZM174 22V21H173ZM173 22H171L172 24H170L169 23V25H173ZM193 23L194 22H196V21H192ZM225 22H227V21H225ZM225 22H223V23H225ZM231 21H229L228 23H230ZM244 22V21H243ZM258 22V21H257ZM262 22V21H261ZM259 23V26H261L260 24H264V23ZM30 23V22H29ZM133 23V22H132ZM149 23H150V21H149ZM148 23V24H149ZM159 23V22H158ZM202 23V25H204ZM215 23V22H214ZM213 23V24H214ZM216 23L218 24V20L216 21ZM216 23L214 24V26H217L216 25ZM232 23V22H231ZM31 24V23H30ZM134 24V23H133ZM147 24V23H146ZM151 24V23H150ZM160 24H161V22H160ZM176 24H177V20H176ZM176 24H174V25H176ZM181 24H182V22H181ZM185 24H186V21H185ZM198 24H199V22H198ZM206 24H205V26H206ZM210 24V23H209ZM212 24V23H211ZM210 24V26L211 27H209V25L208 26H206L208 29H207V31H209L210 29L209 28H216V27H212V25ZM221 24H222V22H221ZM127 25H129V24H127ZM162 25V24H161ZM160 25V26H161ZM163 25H164V23H163ZM173 25V26H174ZM178 25H179V22H178ZM200 25V27H202L201 26V24H199ZM218 25H220V23L218 24ZM230 26H231V24H229ZM253 25H255V24H253ZM130 26V25H129ZM147 26V25H146ZM160 26H156V27H160ZM166 25H164V27H165ZM180 26H184V24H182V25H180ZM187 26V25H186ZM189 26V25H188ZM196 26V25H195ZM194 26V27H195ZM198 26V25H197ZM196 26V28L197 29H193V30H199L198 28L199 27H197ZM244 26V25H243ZM153 27V26H152ZM164 27H161V29H163ZM167 27V26H166ZM169 27V26H168ZM170 27H172V26H170ZM169 27V28H170ZM194 27H192V28H194ZM250 27H251V25H250ZM256 27H257V24H256ZM141 28H142V26H141ZM168 28V30H167V28H164V30H162V31H164V32H166V30H167V34L169 33V31L170 30H173L174 28L172 27V29H169ZM179 28V30H180V27H178ZM178 28H175V29H177L178 30ZM189 28V27H188ZM192 28H190V29H192ZM205 28V27H204ZM203 28V29H204ZM242 28V27H241ZM249 29V27H246V29ZM263 29H264V27H262ZM48 29V28H47ZM159 29V28H158ZM186 29V31H189V30H187V28H185ZM206 29V28H205ZM235 29H236V27H235ZM243 29V28H242ZM245 28H244V30H246ZM253 29V28H252ZM256 29V28H255ZM254 29V30H255ZM261 29V28H260ZM128 30V29H127ZM154 30V29H153ZM155 30H157V29H155ZM192 30V31H193ZM202 30V29H201ZM243 30V31H244ZM259 31V28L258 29H256L254 32H256V31ZM9 31V25L7 24V21H6V18L4 17V18H2V17H0V264H109L110 262H113V261H115V263H116V261H123V263L125 262V261H127V262H129L130 260H129V258H127V256H126V251H127V249H126V247L123 245V244H119V249L117 250L116 249V246H117V244L116 243H122V241L121 240H118L116 237H117V235L118 234H116V233H114L111 229H110V226L106 223V224H104V223H102L103 222V220H102V217L101 216H103L102 214H99V212H93V213H89V212H87L86 210V212L87 213H89L88 215H86L85 217V220L87 219V216H88V219L89 220H94L95 218H99V219H96L95 221L96 222H94V224L95 225H92V226H94V227H90L89 226V228H84L82 225H80V223L78 224H76L75 223V225L76 226H78V228H76L75 227V225H73V223H70L69 222V220L71 219V215L69 214V212L70 211H68V208H72V206L71 205H74V203H76V201L75 202H73L74 201V199H75V197H73V196H75L76 194H74L73 196L69 193V191L70 192H73L74 193V191H71L70 189H69V191L68 192H66V190H68L66 187H65V185H66V177L64 176L65 174H66V176H67V170L65 171H63V169H61V170H59V168H57V169H55L56 171H54V173H52L51 174V172H50V167H49V163L45 160L46 158H48V152H47V146H48V142H47V139H46V132H47V125H48V123H47V115H46V105H44V104H39V105H32V103H30V102H27V103H24L25 101H27L26 99H28L29 101H33V99H34V91H35V89H36V85H34V83H33V81H1V77L2 76H4L3 74V63H1V59L2 58H5V55L9 52V51H11L12 50V47H13V45H14V39H13V35L10 33V32H8ZM131 31V30H130ZM129 31V32H130ZM180 31H182V29L180 30ZM205 31V30H204ZM242 31V33H244ZM157 32H158V30H157ZM159 32H161V30L159 31ZM179 32V31H178ZM189 32H191V31H189ZM194 33H195V31H193ZM192 32V33H193ZM200 32V31H199ZM246 32H248V30L246 31ZM253 31H251V33H252ZM125 33H127L126 31H125ZM173 33V31L171 32V33H169L170 35ZM177 33V32H176ZM175 33V34H176ZM183 33H184V31H183ZM192 33H191V35H192ZM198 33V32H197ZM202 33H203V31H202ZM250 33V35L249 36H251L252 34ZM260 33H262V32H260ZM260 33H258V37H259V34ZM159 34V33H158ZM157 34V35H158ZM165 34V33H164ZM179 34V33H178ZM177 34V35H178ZM181 34V33H180ZM185 34V33H184ZM186 34H187V32H186ZM188 34H190V33H188ZM226 34V33H225ZM241 34V33H240ZM125 35V34H124ZM176 35V36H177ZM200 35V34H199ZM235 35V34H234ZM241 35H243V34H241ZM245 35V34H244ZM255 35V34H254ZM118 36V35H117ZM122 36V35H121ZM121 36H119V37H121ZM160 36H162V35H160ZM163 36H165V35H163ZM169 36V35H168ZM175 36V37H176ZM180 36V35H179ZM184 36V35H183ZM194 36V35H193ZM248 36V35H247ZM170 37V36H169ZM173 37V36H172ZM187 37H188V35H187ZM192 37V36H191ZM209 37V36H208ZM255 37V36H254ZM262 37H263V35H262ZM262 37H259L260 39L262 38ZM163 37H161V39H162ZM166 38H167V36H166ZM165 38V39H166ZM190 38V37H189ZM195 38V37H194ZM194 38H191L192 40L194 39ZM200 39V45H201V39L202 38H200V37H198L197 36V38H195L196 40L197 39ZM233 38V37H232ZM246 38V37H245ZM25 39H26V42L28 43V42H30L31 41V35L29 34H25ZM158 39V38H157ZM160 39V40H161ZM168 39V38H167ZM170 39V38H169ZM172 39V38H171ZM187 39V38H186ZM191 39L189 40V41H191ZM194 39V40H195ZM239 38H237V40H238ZM246 39H249L250 41H251V39L250 38H246ZM257 39V38H256ZM155 40H156V38H155ZM174 40V39H173ZM188 40V39H187ZM187 40H184V41H186L187 42ZM193 40V41H194ZM195 40V41H196ZM203 40H204V38H203ZM202 40V41H203ZM208 40H209V38H208ZM208 40H206L205 42H208ZM211 40V39H210ZM212 40H214L213 38H212ZM211 40V41H212ZM243 40V39H242ZM242 40H241V42H242ZM245 40V39H244ZM125 41V40H124ZM149 41H151V40H149ZM154 41V40H153ZM153 41H152V44H154L153 43ZM163 41H164V39H163ZM163 41H161V43H163ZM170 41V40H169ZM175 41V40H174ZM233 41L235 42V39H233ZM250 41L248 42V43H250ZM263 41H264V38H263ZM146 42V41H145ZM165 42V41H164ZM197 42H199V40H197ZM193 43L192 41H191V46H192V43L193 44H196V45H198L199 43ZM205 42H203V43H205ZM237 42V41H236ZM235 42V43H236ZM17 43V42H16ZM32 43V42H31ZM122 43V42H121ZM150 43V42H149ZM175 43H177L176 41H175ZM188 43V42H187ZM186 43V44H187ZM190 43V42H189ZM188 43V44H189ZM238 43H240V41L238 42ZM261 44H262V42H260ZM142 44V43H141ZM156 44H158V42L157 43H155V45ZM160 44V43H159ZM164 44V43H163ZM206 44V43H205ZM241 44H243V43H241ZM257 43H255V45H256ZM103 45H104V43H103ZM114 45V44H113ZM150 45H151V43H150ZM207 45H209V42L207 43ZM217 45V44H216ZM224 46H225V44H223ZM228 45V44H227ZM239 45V44H238ZM238 45H237V47H238ZM247 45V44H246ZM249 45V44H248ZM251 45V44H250ZM250 45H249V47H250ZM254 44L252 43V46L251 47H255V46H253ZM264 45V44H263ZM262 45V46H263ZM32 46V45H31ZM148 46H149V44H148ZM187 46V45H186ZM190 46V45H189ZM191 46H190V48H191ZM220 47H218L216 50H219L220 48H221V46L222 45H219ZM244 46V45H243ZM258 46H259V43H258ZM193 48L195 47V45L194 46H192ZM207 47V46H206ZM209 47V46H208ZM213 47V46H212ZM212 47H211V49H212ZM215 47V46H214ZM227 47V46H226ZM229 47H230V45H229ZM231 47H233V46H231ZM231 47H230V49H231ZM240 47V46H239ZM250 47V48H251ZM28 48H29V51L32 49L31 47H30V45L28 46ZM118 48V47H117ZM151 48V47H150ZM153 48V47H152ZM151 48V50H153ZM154 48H156V47H154ZM173 48V47H172ZM181 48V47H180ZM189 48V49H190ZM196 48V47H195ZM195 48L193 49L194 50V52H195ZM199 48V47H198ZM200 48H201V46H200ZM216 48V47H215ZM243 48V47H242ZM146 49V48H145ZM170 49V48H169ZM201 49H203V50H205L206 48L204 47V48H201ZM210 49V48H209ZM210 49V50H211ZM235 49H236V46H235ZM234 49V50H235ZM258 49V48H257ZM165 50V49H164ZM173 50V49H172ZM179 50V49H178ZM191 50V49H190ZM193 50H191V51H193ZM214 50V49H213ZM246 50V49H245ZM251 50H253V52L254 51H258V52H260L259 51V49L258 50H254L253 48H251ZM264 50V49H263ZM136 51V50H135ZM145 51V50H144ZM190 51V52H191ZM199 51V53H201V52H204V51H200V50H198L197 49V51L196 52H198ZM207 51V50H206ZM221 51H222V48H221ZM221 51H218V52H221ZM225 51H227V49L225 50ZM246 51H248V50H246ZM143 52V51H142ZM153 52V51H152ZM160 52H162L161 50H160ZM165 52V51H164ZM163 52V53H164ZM174 52V51H173ZM176 52V51H175ZM174 52V53H175ZM178 52V51H177ZM176 52V53H177ZM184 52H187V51H185V48H184ZM183 52V53H184ZM189 52V51H188ZM214 52V51H213ZM249 52V51H248ZM141 53V52H140ZM179 53V55H182V56H184L185 55V53H184V55H183V53H181L180 51L178 52ZM205 53V52H204ZM228 53V52H227ZM227 53H224V54H221V56L222 55H226ZM239 53V52H238ZM247 53V52H246ZM245 53V54H246ZM255 53V52H254ZM263 53V52H262ZM148 54H149V51H148ZM151 54V53H150ZM149 54V55H150ZM158 54V53H157ZM160 54V53H159ZM188 53H186V55H187ZM193 54V53H192ZM192 54H189V55H192ZM216 54H217V52H216ZM250 54V53H249ZM249 54L247 53V56H249ZM252 54V53H251ZM141 55V54H140ZM146 56H147V54H145ZM167 55V54H166ZM178 55V54H177ZM206 55H207V53H206ZM236 55H238V54H236ZM255 55V54H254ZM259 55H260V53H259ZM7 56V55H6ZM170 56V55H169ZM168 56V57H169ZM171 56H173V55H171ZM195 56V55H194ZM212 56H215V55H211V57ZM218 56V55H217ZM219 56H220V53H219ZM218 56V57H219ZM256 56V55H255ZM89 57V56H88ZM156 57H157V55H156ZM158 57H159V55H158ZM165 57V56H164ZM167 57V56H166ZM175 57H176V55H175ZM180 57V59L182 58L181 56H179ZM191 57H193V56H191ZM243 57V56H242ZM250 57V56H249ZM249 57H247V59L249 58ZM29 58H31V56L29 57ZM96 58V57H95ZM155 58V57H154ZM177 58V57H176ZM176 58H175V60H176ZM184 59H186L187 58V56L185 57H183ZM190 57L188 56V58H187V60L189 59ZM232 58V57H231ZM94 59V58H93ZM146 59V58H145ZM152 59H153V57H152ZM168 59H170V57L168 58ZM228 59V58H227ZM241 59V58H240ZM264 59V58H263ZM90 60V59H89ZM88 60V61H89ZM98 60V59H97ZM137 60V59H136ZM172 60H173V58H172ZM261 60V59H260ZM91 61V60H90ZM89 61V62H90ZM177 61H178V59H177ZM186 61V60H185ZM185 61L183 62V59H182V62H183V64L185 63ZM232 61V60H231ZM85 62V61H84ZM83 62V63H84ZM167 62V61H166ZM181 62V63H182ZM238 62V61H237ZM256 62V61H255ZM263 63H264V61H262ZM174 63V62H173ZM178 63V62H177ZM226 63V62H225ZM105 64V63H104ZM169 64V63H168ZM172 64V63H171ZM171 64H170V66H171ZM174 64H176V63H174ZM178 64H180V63H178ZM250 64H251V62H250ZM252 64H254V63H252ZM256 64V63H255ZM38 65V64H37ZM86 65H87V63H86ZM86 65H83V66H86ZM156 65V64H155ZM173 65V64H172ZM242 65V64H241ZM33 66V65H32ZM133 66V65H132ZM131 66V67H132ZM162 66V65H161ZM168 66V65H167ZM166 66V67H167ZM175 66H179V65H175ZM224 66V65H223ZM222 66V67H223ZM226 66V65H225ZM260 66V65H259ZM158 67H160V66H158ZM173 67V66H172ZM181 67H182V64H181ZM261 67V66H260ZM33 68V67H32ZM34 68H37V67H34ZM76 68V67H75ZM113 68V67H112ZM157 68V67H156ZM167 68H170V67H167ZM166 68V69H167ZM257 68H258V66H257ZM38 69V68H37ZM93 69V68H92ZM165 69V68H164ZM165 69V70H166ZM180 69V68H179ZM222 69V68H221ZM259 69V68H258ZM169 70V69H168ZM168 70L166 71V72H168ZM214 70V69H213ZM239 70V69H238ZM255 70H256V68H255ZM263 70V69H262ZM73 71H75V70H73ZM206 71V70H205ZM224 71V70H223ZM254 71V70H253ZM264 71V70H263ZM158 72H159V70H158ZM166 72H163V73H165V74H163L164 75V78H165V75H166ZM238 72V71H237ZM256 73H258L257 71H255ZM259 72H262V71H260L259 70ZM43 73H44V71H43ZM73 73V72H72ZM169 73V72H168ZM167 73V76H169V78L171 79V75H169ZM170 73H172V72H170ZM197 73V72H196ZM243 73V72H242ZM39 74V73H38ZM157 74V73H156ZM162 74V73H161ZM238 74V73H237ZM262 74V73H261ZM158 75H159V73H158ZM162 75V76H163ZM192 75V74H191ZM198 75H199V73H198ZM197 75V76H198ZM209 75V74H208ZM207 75V76H208ZM255 75V74H254ZM31 76V75H30ZM75 76V75H74ZM233 76V75H232ZM82 77V76H81ZM159 77H161L160 75L158 76V78ZM194 77V76H193ZM224 77V76H223ZM226 77V76H225ZM255 77H256V75H255ZM258 77V76H257ZM3 78V77H2ZM70 78H71V76H70ZM161 78H163V77H161ZM161 78H159V79H161ZM168 78V77H167ZM174 78V77H173ZM233 78V77H232ZM16 79V78H15ZM148 79V78H147ZM166 79V78H165ZM220 79V78H219ZM235 79H236V77H235ZM247 79V78H246ZM163 80V79H162ZM167 80V79H166ZM176 80V79H175ZM174 80V81H175ZM181 80V79H180ZM232 80V79H231ZM253 80H254V78H253ZM256 80V79H255ZM254 80V81H255ZM260 80H262L263 81V79L261 78ZM82 81V80H81ZM157 81V79L155 80V82ZM158 81H161V80H158ZM179 81V80H178ZM176 82L178 85H181L179 82ZM233 81V80H232ZM258 81H259V79H258ZM65 82V81H64ZM70 82H72L71 81V79H70ZM166 82V81H165ZM239 82H242V81H239ZM264 82V81H263ZM47 83V82H46ZM68 82H66V84H67ZM164 83V82H163ZM169 83V82H168ZM167 83V84H168ZM176 83H174V84H176ZM22 85V87H20V89H18L16 86H19V85ZM162 84V83H161ZM167 84H166V86H167ZM177 84H176V86L174 85V87L175 88H173L174 90H176V88H177ZM236 84V83H235ZM249 84V83H248ZM40 85H41V83H40ZM39 85V86H40ZM56 85V84H55ZM164 85V84H163ZM241 85V84H240ZM169 86V85H168ZM188 86V85H187ZM245 86H246V84H245ZM44 87H47V86H44ZM179 87V86H178ZM182 87V86H181ZM237 87V86H236ZM241 87V86H240ZM160 88H161V86H159V95H160ZM183 88V87H182ZM63 89V88H62ZM169 89V88H168ZM192 89V88H191ZM261 89V88H260ZM162 90V92L164 91L163 89H161ZM173 90V94H174V92L175 93H177L178 94V92H179V89H178V92H176V91H174ZM155 91V90H154ZM172 91V90H171ZM182 91V90H181ZM189 91V90H188ZM191 92V91H190ZM188 93V94H190L191 95V93ZM196 92H198V96L200 95L199 94V91H196ZM59 93V92H58ZM163 93H165V92H163ZM165 94H167V92L165 93ZM171 94V93H170ZM170 94H168L170 97L173 95H170ZM186 95H187V91H186V93H185ZM196 94L197 93H195V96H196ZM218 94V93H217ZM80 94H78L77 93V96L78 97H80L79 96ZM164 95V94H163ZM162 95V96H163ZM175 95L176 94H174V98H175ZM180 95H181V93H180ZM183 95H184V93H183ZM182 95V96H183ZM201 95H203V94H201ZM62 95L60 94V97H61ZM161 96V95H160ZM161 96V97H162ZM178 96V95H177ZM176 96V97H177ZM182 96H180V97H182ZM192 97H194L193 95H191ZM198 96H197V98H195V99H198L199 100V98H198ZM214 96V95H213ZM218 96H220V94H218ZM68 97V96H67ZM160 97V99L159 100H161L162 98ZM170 97H168V98H170ZM192 97H189V95H188V98H191L192 99ZM201 97V96H200ZM206 97V96H205ZM208 97V96H207ZM210 97H212V95H210L209 96V98ZM257 97H259V96H257ZM62 98H64V95L62 96ZM76 98V97H75ZM105 98H106V96H105ZM168 98H166V101H168ZM173 98V97H172ZM178 98H179V96H178ZM183 98V97H182ZM184 98H185V95H184ZM186 98H187V96H186ZM60 99V98H59ZM158 99V98H157ZM164 99H165V96H164ZM164 99H163V101H164ZM64 100V99H63ZM174 99H172V101H173ZM183 100V99H182ZM181 100V101H182ZM204 100V99H203ZM58 100H56V102H57ZM166 101H164L163 103H165ZM170 101V100H169ZM179 101H180V99H178V102H176L175 100H174V103H178L179 105L181 104V101H180V103H179ZM186 101H187V105L186 106H184V107H187L188 106V104H189V106H190V103H189V101H190V99H189V101H188V99H186ZM185 101V102H186ZM196 101V100H195ZM200 101L202 102V99H200ZM209 101V100H208ZM211 101V100H210ZM212 101H213V97H212ZM227 101V100H226ZM154 102H156V103H158L156 100L154 101ZM161 102H162V100H161ZM191 102V105L193 104V100L192 101H190ZM245 102V101H244ZM65 104H67L66 102H64ZM148 103V102H147ZM155 103V104H156ZM160 104L161 106L162 105H164V104ZM174 103H172L171 102V106H173V107H176V106H174ZM195 103V102H194ZM197 103V102H196ZM246 103V102H245ZM251 103V102H250ZM249 103V105H252V104H250ZM255 103V102H254ZM69 104V103H68ZM68 104H67V106H68ZM154 104V105H155ZM169 104V103H168ZM173 104V105H172ZM178 104H177V107H178ZM184 104V103H183ZM182 104V105H183ZM256 104V103H255ZM254 104V105H255ZM259 104V103H258ZM49 105H51V104H49ZM103 105V104H102ZM153 104H151V106H152ZM176 105V104H175ZM185 105V104H184ZM260 105V104H259ZM62 106V105H61ZM169 106H170V104H169ZM169 106H167L168 108H169ZM171 106H170V108H169V110L170 109H172V110H174L173 109V107L171 108ZM188 106V107H189ZM239 106H240V104H239ZM153 107H155V106H153ZM165 107H166V105H165ZM100 108V107H99ZM143 108V107H142ZM148 108V107H147ZM147 108H145V110L144 109H142L141 111H145V112H147ZM159 108H163V107H159ZM179 108V107H178ZM101 109V108H100ZM136 109V108H135ZM151 109H153V108H151ZM165 109V108H164ZM182 109H183V107H182ZM248 109V108H247ZM250 109V108H249ZM261 109V108H260ZM154 110H156V108H154L153 109V111ZM172 110H170V111H172ZM184 110H186V109H184ZM195 110V109H194ZM259 110V109H258ZM257 110V111H258ZM90 112V109L89 110H87V112ZM97 111V110H96ZM140 111V112H141ZM143 111V112H144ZM149 111H151L150 110V108H149ZM163 111H165V110H163ZM178 111H179V109H178ZM263 111L264 110H262L261 112H262V114H263ZM91 112H94V111H92V109H91ZM98 112H100V111H98ZM101 112H102V110H101ZM132 113H134L133 111H131ZM142 112V113H143ZM156 112V111H155ZM246 112V111H245ZM258 112H260V111H258ZM136 113H138V112H136ZM136 113H134V118L136 119V116H135V114ZM141 113V114H142ZM151 113V112H150ZM152 113H154V112H152ZM157 113H158V111H157ZM173 113V112H172ZM256 113V112H255ZM68 114V113H67ZM99 114H101V113H99ZM106 114V113H105ZM144 114V113H143ZM147 114H148V112H147ZM156 114V113H155ZM154 114V115H155ZM257 114V113H256ZM65 115V114H64ZM87 115V114H86ZM86 115H85V117L83 118V117H79L80 119H85L86 118ZM103 115H104V113H103ZM102 115V116H103ZM139 115V114H138ZM152 116H153V114H151ZM157 115H161L160 113H158ZM156 115V116H157ZM162 115H163V113H162ZM190 115V114H189ZM68 116H70V114L68 115ZM89 116H90V113H89ZM92 116H93V114H92ZM126 116V115H125ZM129 116V115H128ZM139 116H141V115H139ZM180 116V115H179ZM247 116V115H246ZM251 116V115H250ZM259 116V115H258ZM65 117H67L66 115H65ZM64 117V118H65ZM144 117V116H143ZM261 117V116H260ZM263 117V116H262ZM69 118V117H68ZM87 118H88V116H87ZM90 118V117H89ZM93 118V117H92ZM133 118V117H132ZM247 118V117H246ZM74 119H77V118H74ZM98 119V118H97ZM101 119H103V118H101ZM129 119V118H128ZM234 119V118H233ZM236 120L235 121H237L238 122V120L239 119H237V118H235ZM68 120V119H67ZM92 120V119H91ZM91 120H90V122H91ZM104 120H107L106 118H104ZM118 120V119H117ZM224 120V119H223ZM241 121H244V120H246V119H240ZM247 120H250V118H247ZM246 120V121H247ZM77 121H78V119H77ZM95 121V120H94ZM107 121H111V120H107ZM131 121H133L132 119H131ZM146 121V120H145ZM144 121V122H145ZM225 121V120H224ZM251 121H253V120H251ZM67 122V121H66ZM65 122V123H66ZM71 123H72V121H70ZM87 122V121H86ZM88 122H89V120H88ZM90 122H89V124H90ZM115 121L113 120V122H111L112 124L114 123ZM134 122V121H133ZM141 122V121H140ZM143 122V121H142ZM147 122V121H146ZM212 122V121H211ZM230 122V121H229ZM231 122H232V118H231ZM234 122V121H233ZM70 123V124H71ZM74 124H75V122H73ZM83 123V122H82ZM85 123V122H84ZM92 124L94 123L93 121L91 122ZM101 123V122H100ZM104 123V125L103 126H105V123L106 122H103ZM150 123V122H149ZM152 123V122H151ZM156 123H158V122H156ZM160 123V122H159ZM216 123H218V122H216ZM220 123V122H219ZM67 124V123H66ZM79 124V123H78ZM97 124V123H96ZM102 124V123H101ZM116 124V123H115ZM131 124H132V122H131ZM198 124V123H197ZM214 124V123H213ZM71 125H73V124H71ZM77 125V122H76V124L74 125V126H76ZM98 125V124H97ZM134 125L135 124H133V127H134ZM137 125H138V123H137ZM165 125V124H164ZM167 125H168V123H167ZM222 124H220V126H221ZM223 125H226V126H228L227 124H223ZM222 125V126H223ZM230 125H231V123H230ZM78 126V125H77ZM76 126V127H77ZM80 126H84L83 124L82 125H80ZM86 126V125H85ZM96 125H93V128L95 127ZM102 126V125H101ZM117 126V125H116ZM120 126V125H119ZM118 126V127H119ZM152 126H155L154 124L152 125ZM156 126H159V124L157 125L156 124ZM216 125H214V127H215ZM217 126H219V125H217ZM216 126V127H217ZM225 126V127H226ZM72 126H70V127H68V128H71ZM90 127H91V124H90ZM97 127V126H96ZM95 127V128H96ZM129 127V126H128ZM128 127H127V129H128ZM131 127V126H130ZM146 127H148V128H150L151 126H146ZM172 127V126H171ZM177 127V126H176ZM35 128H38V129H40V131H39V133L37 134V132L35 131ZM82 128L83 127H81V130H82ZM135 128V127H134ZM201 128V127H200ZM204 128V127H203ZM206 128V127H205ZM223 128V127H222ZM79 129V128H78ZM84 129V128H83ZM87 131H88V129L87 128H85ZM91 129V128H90ZM105 129H108V128H104V131L106 132V130ZM143 129V128H142ZM157 129V128H156ZM198 129V128H197ZM245 129V128H244ZM70 130V129H69ZM86 130H85V132H86ZM101 130V129H100ZM118 129H116V131H117ZM143 130H145V129H143ZM246 130V129H245ZM63 131H65V130H63ZM68 131V130H67ZM91 131V130H90ZM103 131V130H102ZM111 131V130H110ZM119 131H120V128H119ZM123 131V130H122ZM137 131V130H136ZM169 131V130H168ZM189 130H187V132H188ZM54 132V131H53ZM52 132V133H53ZM58 132V131H57ZM61 132V131H60ZM59 132V133H60ZM96 132H97V130H96ZM113 132H115V131H113ZM129 132V131H128ZM127 132V133H128ZM141 132V131H140ZM159 132H161V131H159ZM166 132V131H165ZM179 132H180V135H181V133H183V132H181V131H178V132H176L177 134V136H175V137H178V134H179ZM191 132V131H190ZM55 133V132H54ZM87 133V132H86ZM91 133V132H90ZM94 133V132H93ZM130 133H132V132H130ZM138 133H139V130H138ZM141 133H144L143 131L141 132ZM141 133H139V134H141ZM156 134L155 135H157L158 134V131L157 132H155ZM164 133V132H163ZM185 133V132H184ZM189 133V132H188ZM187 133V134H188ZM61 134V133H60ZM82 134V133H81ZM117 134V133H116ZM122 134V133H121ZM133 134V133H132ZM138 134V135H139ZM175 134V133H174ZM59 135V134H58ZM86 135V134H85ZM103 135H104V133H103ZM137 135V134H136ZM160 135V134H159ZM169 135V134H168ZM180 135H179V137H180ZM107 135L105 134V136L104 137H106ZM116 135H114V137H115ZM121 136V135H120ZM131 136H133V135H131ZM151 136H153V135H151ZM151 136H149L150 137V139H149V137H148V140H151L152 139V141H154V139H155V137H154V139L153 138H151ZM162 136V135H161ZM160 136V137H161ZM170 136V138L172 139V138H174V137H171L172 136V133L169 135ZM183 136V135H182ZM250 136V135H249ZM81 137V136H80ZM85 137V136H84ZM88 137V136H87ZM86 137V138H87ZM90 137H91V135H90ZM134 137H135V134H134ZM156 137H158V136H156ZM167 137V136H166ZM178 137V138H179ZM184 137V136H183ZM187 136H185V138H186ZM189 137H191V136H189ZM50 138V137H49ZM110 138V137H109ZM146 138V137H145ZM144 138V139H145ZM169 138V137H168ZM177 138V139H178ZM194 138V137H193ZM193 138H191V140L193 139ZM92 139V138H91ZM101 139V138H100ZM102 139H103V137H102ZM106 139V138H105ZM112 139V138H111ZM121 139V138H120ZM139 139V138H138ZM144 139H142L141 140V142L143 143V140ZM170 139V140H171ZM50 140V139H49ZM83 140H84V138H83ZM93 140V139H92ZM98 140V139H97ZM115 140V139H114ZM119 140V139H118ZM117 140V138H116V141H118ZM157 140V139H156ZM155 140V141H156ZM164 140H166V139H164ZM168 140V139H167ZM172 140H174V139H172ZM171 140V141H172ZM176 140V139H175ZM174 140V141H175ZM183 140V139H182ZM186 140V139H185ZM57 141V140H56ZM86 141V140H85ZM85 141H82L83 143H85ZM88 141V140H87ZM90 141L91 140H89V143H90ZM100 141V140H99ZM103 141H105V140H103ZM121 141V140H120ZM138 141V140H137ZM144 141H146V142H148V144H149V142H152V141H147V138H146V140H144ZM159 141V140H158ZM155 142V144L157 143H160V142ZM161 141V140H160ZM173 141V142H174ZM180 141V140H179ZM261 141V140H260ZM50 142V141H49ZM68 142V141H67ZM105 142H107V141H105ZM111 142V141H110ZM110 142H108L109 144H110ZM115 142V141H114ZM181 142V141H180ZM191 142V141H190ZM190 142L188 143V144H190ZM63 144H64V142H62ZM83 143H81L82 145H84ZM88 143V142H87ZM86 143V144H87ZM91 143H93V142H91ZM90 143V144H91ZM112 143V142H111ZM142 143L140 144V146H142ZM145 143V142H144ZM143 143V144H144ZM153 143V142H152ZM162 143H164V142H162ZM168 143V141L166 142V144ZM172 143V142H171ZM171 143H169L170 145H172L173 146V144H171ZM56 145L58 144V143H55ZM60 144V143H59ZM101 144V143H100ZM109 144H107V145H105V146H108ZM134 144L135 143H133V144H129L128 143V145H130V146H134ZM56 145H55V147H56ZM65 145V144H64ZM70 145H71V143H70ZM82 145H80L81 147H79V149L80 148H82ZM136 145V144H135ZM146 145V144H145ZM144 145V146H145ZM159 145V144H158ZM161 145V144H160ZM182 145V144H181ZM79 145H77V147H78ZM85 146V145H84ZM88 146V145H87ZM99 146V145H98ZM105 146L103 147V150L105 151L106 150V148L108 149L109 148V146L108 147H106L105 148ZM114 146V145H113ZM112 146V147H113ZM116 146V145H115ZM114 146V147H115ZM119 145H117L116 147H118ZM129 146V147H130ZM137 146V145H136ZM152 146H154V145H152ZM183 146H184V144H183ZM227 146V145H226ZM245 146V145H244ZM65 147V146H64ZM76 147V146H75ZM100 147H102L101 145H100ZM100 147H99V149H100ZM111 147V148H112ZM120 147H122V146H120ZM120 147H119V149L118 150H121L120 149ZM124 147V146H123ZM128 147V146H127ZM128 147V148H129ZM135 147V146H134ZM134 147H131V149H130V151L132 152V149L134 148ZM150 148H154V147H151V146H149ZM156 147V146H155ZM157 147H159V146H157ZM156 147V148H157ZM162 146H160L159 147V150H161L160 148H161ZM167 147H169V145L168 146H165L164 145V148H163V150L165 149V148H167ZM175 147V146H174ZM241 147V146H240ZM94 148H95V146H94ZM105 148V149H104ZM111 148H110V150L109 151H111ZM127 148V149H128ZM138 148H139V145H138ZM149 148V150L151 151V149ZM190 148V147H189ZM242 148V147H241ZM241 148H239V150H242ZM244 149H245V147H243ZM75 149L76 150H78L77 148H74V149H70V152H72L71 150H74L75 151ZM86 149H88L87 147H86ZM99 149H97V151L99 152ZM114 149V148H113ZM112 149V151L113 152H115L116 151V149H115V151ZM124 149V150H123ZM122 150L123 151H121V152H124L125 151V147L123 148ZM137 148H135V150H136ZM140 149V148H139ZM138 149V150H139ZM145 149V148H144ZM147 149V148H146ZM155 149V148H154ZM153 149V150H154ZM171 149H173V148H171ZM171 149H170V151H171ZM175 149H178L177 147H175L174 148V150ZM180 149H182V147L180 148ZM264 149V148H263ZM91 150H93L92 148H91ZM95 150V149H94ZM129 150V149H128ZM134 150V149H133ZM137 150V151H138ZM148 150V149H147ZM146 150V151H147ZM174 150H172V151H174ZM184 150V149H183ZM182 150V151H183ZM73 151V152H74ZM96 151V150H95ZM101 151V150H100ZM103 151V152H104ZM109 151H106V152H108L109 153ZM144 151V150H143ZM166 149H165V155H170V153H173V152H169V151H167L168 152V154H166ZM177 151V150H176ZM178 151H180V150H178ZM181 151V152H182ZM191 151H192V149H191ZM67 152V151H66ZM102 152V153H103ZM117 152H119V151H117ZM134 152V151H133ZM132 152V153H133ZM139 152V151H138ZM163 152V151H162ZM175 152V151H174ZM181 152H180V154H181ZM190 152V151H189ZM193 152V151H192ZM69 153V152H68ZM68 153H65V154H68ZM74 153H76V151L74 152ZM85 153V152H84ZM87 153H89V152H87ZM97 153V152H96ZM101 153V152H100ZM111 153V152H110ZM145 153V152H144ZM148 153V152H147ZM151 153H153V155H154V151H151ZM158 153V152H157ZM184 153V151L182 152V154ZM186 153V152H185ZM83 154V153H82ZM93 154H95L94 152H93ZM112 154V153H111ZM110 154V155H111ZM127 154H128V152H127ZM135 154V153H134ZM133 154V155H134ZM162 154V153H161ZM175 154H176V152H175ZM179 154V159L178 158H176L177 157V155H176V157L174 156V154H172L174 157H172L173 159L174 158H176V160H178L177 162H176V160H174L175 161V163H179V160H180V157H181V155ZM187 154H188V152H187ZM186 154V155H187ZM195 154V153H194ZM240 154V153H239ZM238 154V155H239ZM36 155H38V156H36ZM56 155V154H55ZM54 154H53V156H55ZM72 155V153L70 154V156ZM74 155V154H73ZM85 155H86V153H85ZM97 155H98V153H97ZM110 155H109V157H110ZM115 155H117V154H115ZM121 155V154H120ZM132 155V156H133ZM136 155H138V154H136ZM146 155H150V154H146ZM152 155V154H151ZM171 155V156H172ZM238 155H236V156H238ZM244 155V154H243ZM40 156H42L43 157V159H42V162L40 161L38 164H33L31 161H33V159H35L36 157H40ZM68 156V155H67ZM74 156H76V155H74ZM78 156V155H77ZM82 156H84V154L83 155H81L80 157H82ZM91 156V155H90ZM118 156V155H117ZM127 156V155H126ZM129 156H130V154H129ZM140 157H141V155H139ZM138 156V157H139ZM160 156V155H159ZM162 156V155H161ZM164 156V155H163ZM171 156H169V157H171ZM189 156V155H188ZM234 156V155H233ZM86 157V156H85ZM100 158H101V156H99ZM102 157H103V155H102ZM113 157H114V155H113ZM118 157H120V156H118ZM167 157V156H166ZM182 157H184L183 155H182ZM186 157V156H185ZM199 157V156H198ZM50 158L52 159V157H51V155H50ZM55 158V157H54ZM83 158V157H82ZM90 158V157H89ZM92 158H95V157H92ZM117 158V157H116ZM133 158V159H132ZM131 159L132 160H134V157H132ZM152 158V157H151ZM157 158H158V156H157ZM186 158H188V157H186ZM72 159V158H71ZM74 159V158H73ZM73 159H72V161H73ZM87 159H88V157H87ZM86 159V160H87ZM110 159H111V157H110ZM114 159V158H113ZM123 159V158H122ZM129 159V158H128ZM127 159V161L129 162L130 160H128ZM154 160H155V157L153 158ZM161 158H159V160H160ZM172 159V160H173ZM245 159V158H244ZM255 159H257V158H255ZM68 160V159H67ZM69 160H70V158H69ZM74 160H76L77 161V159H74ZM89 160V159H88ZM91 160H93V159H91ZM97 160V159H96ZM101 160V159H100ZM112 160V159H111ZM118 160H120V159H118ZM136 160H138V158L137 159H135V161ZM139 160H140V158H139ZM148 160V159H147ZM153 160V161H154ZM172 160H170V161H172ZM184 160V162H185V158L183 159ZM234 160V159H233ZM95 161V160H94ZM97 161H99V160H97ZM96 161V162H97ZM109 161V160H108ZM125 161V160H124ZM149 161V160H148ZM196 161V160H195ZM243 161V160H242ZM256 161V160H255ZM66 162V161H65ZM64 162V163H65ZM83 162H85V158H84V161H82L81 160V164L83 163ZM95 162V163H96ZM105 161L103 160V163H104ZM110 162V161H109ZM108 162V163H109ZM117 161H115L114 160V163H116ZM128 162H126V163H128ZM130 162H132V161H130ZM141 162V161H140ZM155 162H156V160H155ZM166 162V161H165ZM173 162V161H172ZM181 162V161H180ZM187 162H189V161H187ZM197 162H199V161H197ZM260 162V161H259ZM258 162V163H259ZM262 162V161H261ZM36 163V162H35ZM77 163V162H76ZM90 163H92L93 164V161H91ZM101 163H102V161H101ZM102 163V164H103ZM107 163V162H106ZM125 163V164H126ZM144 163V162H143ZM154 163V162H153ZM167 163H168V168H170L169 167V163L170 162H168V160H167ZM175 163H174V165H175ZM195 163V162H194ZM223 163V162H222ZM257 163V162H256ZM255 163V164H256ZM70 165H71V162L69 163ZM69 164H66V166L67 165H69ZM78 164V163H77ZM87 164H88V162H87ZM91 164V165H92ZM97 164V163H96ZM96 164H95V168H96ZM110 164V163H109ZM108 164V165H109ZM112 164H113V161H112ZM117 164V163H116ZM118 164H120V163H118ZM129 164V163H128ZM128 164H126V167H128ZM173 164V163H172ZM181 164H183V163H181ZM185 164V163H184ZM184 164H183V169H184ZM186 164H188V163H186ZM185 164V165H186ZM190 164H192V163H190ZM199 164V163H198ZM80 165V164H79ZM98 165H100V163L98 164ZM114 165V164H113ZM129 165H131V164H129ZM132 165H133V162H132ZM140 165V164H139ZM148 165V164H147ZM170 165H171V163H170ZM180 164H178V166H179ZM194 165V164H193ZM261 165H262V163H261ZM261 165H258L259 167L261 166ZM71 166H74L73 164L71 165ZM83 166H85L84 164H83ZM86 166H89V165H86ZM111 166V165H110ZM115 166H117V165H115ZM122 166H124V168H126L125 167V165H122ZM134 166V165H133ZM142 166V165H141ZM166 166V165H165ZM182 166V165H181ZM189 166V165H188ZM188 166H186V167H188ZM220 166V165H219ZM218 166V167H219ZM250 166H252V165H250ZM254 167H255V165H253ZM258 166H256L255 168H256V170H254L253 168H252V170H254L255 172L257 171V169H259L258 168ZM63 167V166H62ZM77 167V166H76ZM81 167V166H80ZM93 167V166H92ZM91 167V168H92ZM98 167H100V166H98ZM104 167V165L102 166V167H100V169L101 168H103ZM130 167V166H129ZM129 167L127 168V169H129ZM180 167V166H179ZM191 166H189L188 167V169L190 168ZM233 167V166H232ZM85 168V167H84ZM88 168V167H87ZM87 168L85 169V170H87ZM91 168L89 169V170H91ZM111 168H113V167H111ZM110 168V169H111ZM132 168V167H131ZM135 168V167H134ZM167 168V167H166ZM174 168V167H173ZM234 168V167H233ZM249 168L250 167H248L247 169L249 170ZM264 168V167H263ZM71 169V168H70ZM70 169H69V171H70ZM118 169H119V167H118ZM120 169H121V167H120ZM172 169V168H171ZM176 169V168H175ZM182 168H181V170H183ZM193 169L195 170V168L193 167ZM199 169V168H198ZM215 169V168H214ZM222 169V168H221ZM74 171H76L75 169H73ZM72 170V171H73ZM108 170H109V168H108ZM112 170V169H111ZM117 170V169H116ZM123 170V169H122ZM137 170V169H136ZM159 170H160V168H159ZM165 170V169H164ZM169 170V169H168ZM178 171L180 170L179 168L177 169ZM190 170V169H189ZM191 170H192V168H191ZM203 170V169H202ZM201 170V171H202ZM248 170H244V171H248ZM72 171H70L69 173H71ZM73 171V172H74ZM80 171H82V170H80ZM95 170L93 169V171H91V173L92 172H94ZM101 171H102V169H101ZM104 171V170H103ZM126 171V170H125ZM130 171V170H129ZM138 171V170H137ZM167 171V170H166ZM165 171V172H166ZM174 172V170H171V177L169 176V174H167V176H168V178L170 177L171 178V182H169L168 181V184L169 183H172L173 181H175V179L172 181V173ZM184 171V170H183ZM193 171V170H192ZM198 171H200V170H198ZM198 171L196 170V174L195 175H197L198 174ZM243 171V172H244ZM254 171H253V173H254ZM258 171H260V170H258ZM262 171V170H261ZM64 172H66L65 174H64ZM79 172V171H78ZM84 172V171H83ZM87 172V171H86ZM95 172H98L97 170L95 171ZM105 172V171H104ZM131 172V171H130ZM162 172V171H161ZM180 172V171H179ZM178 172V173H179ZM182 172V171H181ZM180 172V173H181ZM185 172V171H184ZM186 172H189L190 173V171H187L186 170ZM203 172V171H202ZM216 172V171H215ZM230 172V171H229ZM241 172V171H240ZM264 172V171H263ZM75 173H77V172H75ZM75 173H73V174H75ZM80 173H82V172H80ZM85 173V172H84ZM91 173H90V175H91ZM107 173H108V171H107ZM110 173H112V171L110 172ZM114 174H115V172H113ZM113 173H112V175H113ZM121 173V172H120ZM123 173V172H122ZM135 173V172H134ZM168 173V172H167ZM176 173L177 172H175V178H177L176 176ZM177 173V174H178ZM183 173V172H182ZM195 173V172H194ZM204 173V172H203ZM208 173V172H207ZM232 173V172H231ZM247 174V172H244V174ZM252 173V174H253ZM259 173V172H258ZM257 172L256 173H254L255 175L256 174H258ZM99 174H100V171H99ZM116 174H118L119 175V171H117L116 172ZM155 174V173H154ZM222 174V173H221ZM227 174H230V173H227ZM235 174V173H234ZM77 175V174H76ZM87 175H88V173H87ZM93 175V174H92ZM95 175H97V174H95ZM94 175V176H95ZM100 175H103V174H100ZM112 175H111V177H112ZM150 175V174H149ZM179 176H178V178H180V176H181V174H178ZM188 175V178H189V175H190V177L191 176H193V173H190V174H187ZM187 175H184L183 174V176L180 178L181 180L180 181H182L183 179V177H186ZM199 175H200V173H199ZM237 175H238V173H237ZM242 175V174H241ZM254 175V176H255ZM69 176V175H68ZM67 176V177H68ZM73 176H75V175H72V177H70V178H72V181L71 180H69L70 182H72V184H71V186L73 185V179H74V181H75V178H76V176H75V178L73 177ZM80 175H78V178H77V180H79L80 179V177H79ZM81 176H85L84 174L83 175H81ZM105 176V175H104ZM107 176H109V175H107ZM128 176H129V174H128ZM127 176V177H128ZM130 176H131V174H130ZM137 176V175H136ZM147 177H148V175H146ZM153 176V175H152ZM152 176H150V177H152ZM166 176V173H165V175L164 176H160L159 175V177L160 178H164ZM166 176V177H167ZM204 176V175H203ZM207 176V175H206ZM224 177H226L225 175H223ZM223 176H217V178L220 180V178L221 179H223ZM229 176V175H228ZM231 176V175H230ZM248 176V175H247ZM253 176V177H254ZM99 177V176H98ZM110 177V178H111ZM117 177V176H116ZM126 177V176H125ZM139 177V176H138ZM143 178H145L146 180H147V178L145 177V176H142ZM165 177V178H166ZM198 177V176H197ZM197 177H193V178H197ZM232 177V176H231ZM250 178H251V175L249 176ZM249 177H247V178H249ZM69 178V179H70ZM85 178H86V176H85ZM90 178V177H89ZM89 178L87 179V180H89ZM94 178V177H93ZM92 178V179H93ZM115 178V177H114ZM118 178V177H117ZM122 178V177H121ZM121 178H120V181H121ZM143 178H141L140 177V179H142L143 180ZM168 178H166L165 179V181L163 180L162 182H165V183H167V179ZM173 178H174V174H173ZM177 178V179H178ZM242 178V177H241ZM241 178H240V180H241ZM257 179H259L258 178V176L256 177ZM263 179H264V177H262ZM261 178V179H262ZM82 179H83V177H82ZM95 179V178H94ZM98 180H99V178H97ZM97 179H96V182H97ZM103 179V178H102ZM119 179V178H118ZM131 180H132V178H130ZM134 179V178H133ZM150 179V178H149ZM153 179V178H152ZM155 179H156V177H155ZM187 179V178H186ZM192 179V178H191ZM201 179V178H200ZM207 179H209L208 177H206V180ZM245 179V178H244ZM85 180V179H84ZM104 180H105V177H104ZM111 180H113V179H110V181ZM115 180V182H116V179H114ZM114 180H113V182H114ZM135 180H137V177H136V179ZM141 180V181H142ZM158 180H159V178H158ZM157 180V182L158 183H160L161 182V180H159L158 181ZM169 180V179H168ZM179 180V179H178ZM177 180V181H178ZM211 180V179H210ZM210 180H207V181H205V183L206 182H208V181H210ZM232 180V186L233 187H231V188H233L232 190H234V188L236 187V185L238 184V182L240 183V180L239 181H236V180H233V179H231ZM252 180H254V179H252ZM260 180V179H259ZM92 181V180H91ZM151 180H149L148 182H150ZM153 181H154V179H153ZM153 181H152V183H153ZM180 181H178V182H176L175 181V183H178V187H179V183L180 184H182V183H184L183 181L182 182H180ZM204 181V180H203ZM230 181V180H229ZM261 181V180H260ZM78 181H76V183H77ZM90 182V181H89ZM94 182V181H93ZM107 182V181H106ZM105 182V183H106ZM117 182H119V181H117ZM137 182H139V181H136V184H137ZM156 182V181H155ZM194 182H197V181H195L194 180ZM193 182V180H191L190 182H187V183H190L189 184V186H191V183H192V186H195L194 184H196V183H194ZM201 182H202V180H201ZM211 182V181H210ZM220 182H221V180L218 182V185L220 184ZM225 182V181H224ZM234 182H235V184H236V182H237V184L235 185L234 184ZM257 182H259V181H257ZM67 183L69 184V182L67 181ZM74 184V185H76L77 187H79L78 186V184ZM79 183V182H78ZM80 183H82V182H80ZM79 183V184H80ZM111 183V182H110ZM134 183H135V181H134ZM141 184L143 183L144 184V180H143V182H140ZM175 183L173 182L172 183V188L175 186ZM194 183V184H193ZM209 183V182H208ZM212 183V182H211ZM214 183V182H213ZM243 183H244V180H243ZM246 183V182H245ZM244 183V184H245ZM247 183L249 184H251V182H249V181H247ZM246 183V184H247ZM67 184V185H68ZM69 184V185H70ZM87 184L88 185H92V183H88L87 182ZM93 184H95V183H93ZM106 184H108V183H106ZM132 184V183H131ZM140 184V185H141ZM161 184V183H160ZM159 184V185H160ZM173 184H174V186H173ZM185 184V183H184ZM198 184V183H197ZM204 184V183H203ZM241 184H242V182H241ZM245 184V185H246ZM249 184V185H250ZM258 184V183H257ZM73 185V186H74ZM86 185V184H85ZM91 185L89 186V187H91ZM97 183H96V187H97ZM101 185H103V184H101ZM133 185V184H132ZM131 185V186H132ZM139 185V184H138ZM146 185H149V184H147L146 183ZM150 185H151V182H150ZM153 185V184H152ZM205 185V184H204ZM207 185V184H206ZM229 186H230V182H229V184H228ZM235 185V186H234ZM243 185V184H242ZM244 185V186H245ZM249 185H248V188H249ZM70 186V187H71ZM72 186V187H73ZM126 186H128V185H126ZM135 186V185H134ZM143 186V185H142ZM161 186V185H160ZM188 185H185V191H183L184 193L186 192V187H187ZM197 186H200V185H196V188H198ZM209 186V185H208ZM220 186L221 185H219L218 186V188H220ZM227 186V185H226ZM241 187V185H238V187ZM244 186H243V188H244ZM247 186V185H246ZM86 187H87V185H86ZM86 187H84V189H86ZM95 187V189H94V187H92L94 190H97V188ZM100 187V185L98 186V188ZM111 187H112V185H111ZM111 187L109 188V191H111ZM136 188H135V190L137 189L138 190V186L136 185L135 186ZM141 187V186H140ZM144 187V186H143ZM142 187V189H144ZM177 187V188H178ZM183 187V186H182ZM201 187H202V185H201ZM204 187V186H203ZM215 187V186H214ZM66 188V189H65ZM81 187H79V189H80ZM91 188V189H92ZM113 188V187H112ZM117 188H118V186H117ZM124 188V187H123ZM133 188V187H132ZM147 188H149V187H147ZM151 189H153V186L152 187H150ZM181 188V187H180ZM189 188V187H188ZM207 188V187H206ZM206 188H204L205 190H206ZM216 188V187H215ZM214 188V189H215ZM237 188V187H236ZM235 188V189H236ZM246 188V187H245ZM253 187H251V189H252ZM88 189V188H87ZM86 189V190H87ZM91 189H89V192H90V190ZM105 189L106 188H104V191H105ZM113 189H115V188H113ZM119 189H121V187L119 188ZM119 189H116V191H121V193L123 194V191L122 190H119ZM125 189V188H124ZM123 189V190H124ZM141 189V190H142ZM162 189V188H161ZM161 189H157V190H160L161 191ZM191 189V188H190ZM190 189H189V191H190ZM211 189V188H210ZM213 189V190H214ZM226 189V188H225ZM224 189V190H225ZM229 190H230V187L228 188ZM239 189V188H238ZM102 190V189H101ZM129 190H130V188H129ZM131 190H133L134 191V189H131ZM139 190H140V188H139ZM140 190V191H141ZM169 190V189H168ZM201 189H199V191H200ZM205 190L204 191H202V193L204 192V195L206 194V192H205ZM208 190V189H207ZM220 190V189H219ZM248 189H246V191H247ZM75 191H78V188H77V190H75ZM93 190H91V192H92ZM98 191V190H97ZM115 191V192H116ZM125 191V193H126V189L124 190ZM133 191H131V192H133ZM147 191H149V193H148V195L150 194V190H147ZM152 191V190H151ZM153 191H155V188H154V190ZM180 192L182 191V190H179ZM178 191V192H179ZM188 191V189H187V192H189ZM212 191V190H211ZM225 191H227V190H225ZM242 191H243V189H242ZM66 192V194L67 193H69L68 195L69 196H71V197H73V201H71L70 203H72L73 202V204H71L70 205V203H67L66 204V202H67V199H66V201H65V197H67V196H64V193ZM85 192V191H84ZM90 192V193H91ZM94 192V191H93ZM128 192V191H127ZM134 192H137V191H134ZM139 192V191H138ZM143 192H146V190L144 189V191ZM162 192V191H161ZM165 192V191H164ZM180 193V194H183V196H187V195H189L188 193ZM195 192V191H194ZM197 192V191H196ZM209 192H210V190H209ZM224 192V191H223ZM229 191H227V193H228ZM232 191H230L229 193H228V195L231 193ZM234 192V191H233ZM236 192V191H235ZM249 192V191H248ZM251 192H252V190H251ZM250 192V193H251ZM78 193H79V191H78ZM103 193V192H102ZM117 194H118V192H116ZM121 193L120 194H118L119 196H117V200H118V197H120V195H121ZM125 193H124V195H125ZM129 193V192H128ZM152 193V192H151ZM157 193V192H156ZM159 193V192H158ZM171 192H169V194H170ZM176 193V192H175ZM220 193V192H219ZM226 193V192H225ZM227 193L226 194H224V196L226 195V199L227 200H225V202H229L228 201V196H227ZM257 193V197L259 198V193L258 192H256ZM80 194H84V193H82V191L80 192ZM89 194V193H88ZM109 194V193H108ZM129 194H131V193H129ZM163 194H165V193H163ZM171 194H173V193H171ZM179 194V193H178ZM195 194V193H194ZM222 194V193H221ZM220 194V195H221ZM232 194H234V193H232ZM245 195H247L248 196V194H247V192L246 193H244ZM85 195V194H84ZM137 195V194H136ZM138 195H140V194H138ZM150 195H153L154 197L153 198H155V196L156 195H154V194H150ZM149 195V196H150ZM158 195H160V196H158ZM161 195H162V193L161 194H157V196L158 197H161ZM174 195V194H173ZM203 195V196H204ZM78 196V195H77ZM82 196V195H81ZM87 196V194L85 195V197ZM112 196V195H111ZM111 196H108L109 197V199H111ZM114 196V195H113ZM113 196H112V198H113ZM122 196V195H121ZM134 196V195H133ZM140 196H142V195H140ZM149 196H147L148 198H149ZM167 196V195H166ZM169 196V195H168ZM183 196H180V197H182L183 198ZM190 196V195H189ZM189 196H188V198H189ZM196 196V195H195ZM199 196V195H198ZM207 196H209L208 194H207ZM232 196V195H231ZM83 198H84V196H82ZM99 197V196H98ZM97 197V198H98ZM152 197V196H151ZM163 197V196H162ZM175 197V196H174ZM179 197V196H178ZM177 197V198H178ZM194 197V196H193ZM223 197V196H222ZM221 197V198H222ZM235 197V196H234ZM246 197V196H245ZM249 197V196H248ZM68 198V197H67ZM80 198V197H79ZM101 198V197H100ZM107 198V197H106ZM130 198V197H129ZM140 198V197H139ZM152 198V199H153ZM170 198H171V196H170ZM185 198V197H184ZM182 199L183 200V202L185 203V199ZM197 198V197H196ZM204 198V197H203ZM231 198V197H230ZM257 198V199H258ZM260 198H262V197H260ZM259 198V199H260ZM70 199H72V198H70ZM77 199V198H76ZM81 199V198H80ZM79 199V200H80ZM85 199V198H84ZM150 199L151 198H149V201H150ZM151 199V200H152ZM157 199V198H156ZM159 199H161V198H159ZM174 199H176V198H174ZM174 199H173V201H174ZM181 199V198H180ZM233 199V198H232ZM258 199V200H259ZM69 200V199H68ZM83 200V199H82ZM98 200V199H97ZM96 200V201H97ZM114 200V199H113ZM129 200V199H128ZM146 200H148V199H146ZM166 201L167 199H166V197H165V199H162V201ZM222 200H224V199H222ZM249 200H251V199H249ZM263 200H264V196H263ZM83 201H85V200H83ZM89 201H91V202H89ZM87 200L86 202H88L89 204L90 203H92L94 200L92 199V200ZM102 201H103V199H102ZM111 201V200H110ZM110 201H108V202H110ZM134 201H136V199L134 200ZM140 201H141V199H140ZM156 201V200H155ZM159 201H161V200H158L157 201V203L159 202ZM161 201V202H162ZM164 201L162 202V204L163 205H165L164 204ZM168 201V200H167ZM171 202H172V200H170ZM177 201V200H176ZM180 201L181 200H179V201H177V202H179V204H180ZM188 201V200H187ZM218 201V200H217ZM216 201V202H217ZM219 201H220V199H219ZM218 201V202H219ZM239 201V200H238ZM247 201H248V199H247ZM247 201H244V202H246L247 203ZM257 201V200H256ZM105 202V201H104ZM118 202V201H117ZM117 202H114V204L113 205H116L115 203H117ZM124 202H126V201H124ZM129 202V201H128ZM131 202H132V200H131ZM142 202V201H141ZM152 202H153V200H152ZM182 202V201H181ZM218 202L216 203V204H218ZM224 202V203H225ZM244 202H243V204H240V205H244ZM255 202V201H254ZM261 202H264V201H261ZM78 203V202H77ZM81 203V202H80ZM139 203V202H138ZM173 203V202H172ZM174 203H175V201H174ZM68 204H69V206H71V207H68ZM87 204V203H86ZM118 204V203H117ZM126 204V203H125ZM134 205H135V202L133 203ZM143 204H144V199H143ZM151 204V203H150ZM152 204H154V203H152ZM159 204V203H158ZM166 204H168V203H166ZM176 204V203H175ZM187 204V203H186ZM221 204V203H220ZM227 204V203H226ZM255 204V203H254ZM79 205V204H78ZM81 205H82V203H81ZM92 205V204H91ZM94 205V204H93ZM92 205V206H93ZM106 205V204H105ZM105 205L104 206H101V207H103L102 208V210L105 208ZM133 205V206H134ZM141 205V204H140ZM159 205H161V204H159ZM174 205V204H173ZM182 205H183V203H182ZM208 205V204H207ZM212 205H214V204H212ZM219 205V204H218ZM258 205H261L260 203H258ZM80 206V205H79ZM84 206H85V204H84ZM89 206V205H88ZM97 206V205H96ZM110 206V205H109ZM109 206H107L108 208H109ZM120 206V205H119ZM127 206H128V203H127ZM136 206V205H135ZM139 206V205H138ZM137 206V207H138ZM145 207V205H141L140 207L141 208H143V207ZM150 206V205H149ZM157 206V205H156ZM177 206V205H176ZM203 206V205H202ZM223 206H224V204H223ZM229 206V205H228ZM233 206V205H232ZM248 206V205H247ZM253 206V205H252ZM81 207V206H80ZM94 207H95V205H94ZM117 207H118V205H117ZM116 207V208H117ZM123 207H125V205L123 206ZM137 207H135V208H137ZM140 207L138 208V210L140 209ZM167 207V206H166ZM171 207V206H170ZM174 207V206H173ZM172 207V208H173ZM222 207V206H221ZM231 207V206H230ZM255 207H257V204H255ZM79 208V207H78ZM88 208V207H87ZM91 208V207H90ZM114 208L115 207H113V208H109V209H113L114 210ZM115 208V209H116ZM121 208H122V205H121ZM127 208V207H126ZM125 208V209H126ZM134 208V207H133ZM133 208H132V210H133ZM149 208H151V207H149ZM159 208V207H158ZM164 208V207H163ZM205 208V207H204ZM212 208V207H211ZM210 208V206H209V209H211ZM223 208V207H222ZM222 208H220V209H222ZM224 208H225V206H224ZM229 208V207H228ZM232 208V207H231ZM77 209V208H76ZM109 209H108V211H109ZM155 209V208H154ZM157 209V208H156ZM166 209V208H165ZM174 209V208H173ZM217 209V208H216ZM219 209V210H220ZM71 210V209H70ZM75 210V209H74ZM84 210V209H83ZM88 210V209H87ZM94 210L96 211V208H94ZM99 210H101V209H99ZM112 210V211H113ZM120 209H117L115 212H112V215H113V213H115L116 214V212L118 213V212H120L119 211ZM129 210V209H128ZM131 210V209H130ZM131 210V211H132ZM146 210V209H145ZM178 210V209H177ZM201 210H202V208H201ZM216 211L214 214H213V217H212V225L215 227V228H217V229H219V230H221L220 231V234H219V238H220V240H219V242H217V245H212V242H211V245L209 246V245H207L206 244V242H204L203 244H206V246H202L200 249H195V248H192V249H195V251L196 250H198L197 252L199 253H197L198 254V256L197 257H199V256H201V257H203L204 256V259L202 258L201 260L203 261V264H264V203L262 204V206H260L259 208H255V209H253V210H250V209H248L247 211L245 210H236V209H230V210H227V209H224V210H221V211ZM72 211H73V209H72ZM71 211V212H72ZM79 211V210H78ZM77 211V212H78ZM125 211V210H124ZM127 211V210H126ZM135 211V210H134ZM148 211V210H147ZM171 211V210H170ZM70 212V213H71ZM103 212H105V210H103ZM102 211H101V213H103ZM122 213H124L123 211H121ZM120 212V213H121ZM128 212V211H127ZM168 212V211H167ZM203 212V211H202ZM208 212V211H207ZM207 212H205V214L207 213ZM74 213H76L75 211L73 212V214ZM83 213V212H82ZM121 213V214H122ZM129 213V212H128ZM140 213V212H139ZM141 213H142V211H141ZM199 213V212H198ZM98 214L99 215H101L100 217H98ZM104 214V213H103ZM105 214H107L106 212H105ZM109 214V213H108ZM144 214V213H143ZM165 214V213H164ZM197 214V213H196ZM209 214V213H208ZM208 214H206V215H208ZM210 214H212L211 212H210ZM209 214V215H210ZM74 215H76V217L74 218V219H76V221L78 222V221H81L82 219L80 218V220H79V216L81 215V214H78V213H76V214H74ZM111 215V214H110ZM123 215V214H122ZM122 215H120L119 214V216L121 217ZM193 215V214H192ZM208 215V216H209ZM83 216V215H82ZM113 216H116V215H113ZM113 216H111V218L113 217ZM141 216V215H140ZM171 216V215H170ZM191 216V215H190ZM106 217H107V215H106ZM142 217V216H141ZM145 217V216H144ZM167 217V216H166ZM198 217V216H197ZM104 218V217H103ZM108 218V217H107ZM115 218V217H114ZM129 218H131V217H129ZM159 218V217H158ZM162 218V217H161ZM194 218V217H193ZM73 219V218H72ZM78 219V220H77ZM87 219V220H88ZM168 219V218H167ZM195 219V218H194ZM203 219H207V218H203ZM202 219V221H206V220H203ZM88 220V221H89ZM106 220H108V219H106ZM99 221V222H98ZM101 221V222H100ZM110 221V220H109ZM122 221H123V219H122ZM157 221V220H156ZM161 221V220H160ZM190 221V220H189ZM192 221H193V219H192ZM191 221V222H192ZM200 221V220H199ZM74 222V221H73ZM83 222H86V224H90V221L89 222H87V221H83ZM201 222V221H200ZM149 223V222H148ZM172 223V222H171ZM195 223V222H194ZM210 223V222H209ZM81 224H83V223H81ZM86 224H85V226H86ZM88 224V225H89ZM92 224V223H91ZM115 224V223H114ZM197 223H195V225H196ZM82 226L81 228H80V226ZM127 225V224H126ZM125 225V226H126ZM146 225H147V223H146ZM153 225V224H152ZM191 225V224H190ZM194 225V224H193ZM187 226V225H186ZM197 226V225H196ZM116 227V226H115ZM147 227V226H146ZM149 227H150V225H149ZM156 227V226H155ZM158 227V226H157ZM125 228V227H124ZM190 228V227H189ZM115 229H117V228H115ZM146 229H148V228H146ZM150 229V228H149ZM160 229H162V228H160ZM164 229V228H163ZM188 229V228H187ZM191 229H194V227L193 228H191ZM120 230V229H119ZM159 230V229H158ZM167 230V229H166ZM177 230V229H176ZM155 232H156V230H154ZM153 231V232H154ZM168 231V230H167ZM178 231H179V229H178ZM152 232V233H153ZM164 232L165 231H163V234H164ZM219 232V231H218ZM177 233V232H176ZM206 232H204V234H205ZM168 234V233H167ZM173 233H171V235H172ZM208 235H209V233H207ZM121 235V234H120ZM151 235V234H150ZM162 235V234H161ZM178 235V234H177ZM190 235H191V232H190ZM206 235V234H205ZM121 236H123V235H121ZM157 236V235H156ZM169 236V235H168ZM181 236H182V234H181ZM207 236V235H206ZM209 236H211V235H209ZM208 236V237H209ZM172 237V236H171ZM180 237V236H179ZM178 237V238H179ZM208 237H207V239H208ZM153 238V237H152ZM157 238V237H156ZM164 238V237H163ZM167 238V237H166ZM177 238V237H176ZM175 239V238H174ZM185 239H187V237L185 238ZM206 239V238H205ZM211 239V238H210ZM217 239V238H216ZM152 240H154L155 241V239H152ZM168 240V239H167ZM166 240V241H167ZM188 240V239H187ZM175 241V240H174ZM177 241V240H176ZM181 241V240H180ZM179 241V242H180ZM183 241V240H182ZM209 241V240H208ZM160 242V241H159ZM159 242H158V244H159ZM164 242V241H163ZM162 242V243H163ZM171 242V241H170ZM179 242H177V243H179ZM181 243V242H180ZM180 243H179V247L180 248H182L183 246H185V245H183L182 247L180 246ZM186 243V242H185ZM185 243H183V244H185ZM200 243H201V241H200ZM209 243V242H208ZM215 243H216V241H215ZM166 244V243H165ZM202 244V245H203ZM210 244V243H209ZM153 245V244H152ZM163 245V244H162ZM162 245H160V246H162ZM172 246H173V244H171ZM196 245V244H195ZM156 246H158V245H156ZM168 246V245H167ZM178 246V245H177ZM149 247H150V245H149ZM152 247V246H151ZM153 247H155V246H153ZM169 247V246H168ZM191 247V246H190ZM167 248V247H166ZM184 248V247H183ZM185 248H187V246L185 247ZM189 248V247H188ZM187 248V249H188ZM159 249V251H160V247L158 248ZM173 249V248H172ZM186 249V250H187ZM191 249V248H190ZM150 250H151V248H150ZM163 250H164V248H163ZM168 250H170V249H168ZM181 249H179V251H180ZM129 251V250H128ZM127 251V252H128ZM166 251V250H165ZM173 251V250H172ZM182 251V250H181ZM189 251H192V253H194V250H189ZM147 252V251H146ZM145 252V253H146ZM169 252H171V251H169ZM171 253H173V252H171ZM179 253V252H178ZM183 253V252H182ZM191 253V252H190ZM190 253H187L186 255H188V256H190ZM191 253V255H193V256H196V255H194V254H192ZM174 254V253H173ZM128 255H129V252H128ZM180 255H181V252H180ZM183 255H185L184 253H183ZM164 256V255H163ZM177 256V255H176ZM120 257V258H119ZM184 257V256H183ZM187 257V256H186ZM186 257H184V258H186ZM165 258V257H164ZM168 258V257H167ZM167 258H165L166 259V261L168 260ZM170 258H171V256H170ZM191 258V257H190ZM160 259V258H159ZM172 259H173V257H172ZM189 259V258H188ZM192 259H193V257H192ZM142 260V259H141ZM140 260V261H141ZM200 260V259H199ZM154 261V260H153ZM161 261H162V259H161ZM160 261V263L159 264H165L163 261L161 262ZM186 261V260H185ZM193 261V260H192ZM138 262V261H137ZM170 262V261H169ZM189 262H191V261H189ZM196 262V261H195ZM198 262V261H197ZM196 262V263H197ZM201 262V261H200ZM121 263V262H120ZM143 263V262H142ZM154 263V262H153ZM152 263V264H153ZM167 263V262H166ZM178 263V262H177ZM183 263V262H182ZM202 263V262H201ZM201 263H199L198 262V264H201ZM117 264V263H116ZM133 264V263H132ZM137 264H140V263H137ZM176 264V263H175ZM180 264V263H179ZM191 264V263H190ZM193 264V263H192Z\"/></svg>","mask_w":264,"mask_h":264}]
</instances>
